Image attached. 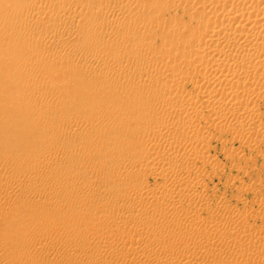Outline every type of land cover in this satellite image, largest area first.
Returning a JSON list of instances; mask_svg holds the SVG:
<instances>
[{
    "label": "rangeland",
    "instance_id": "374dc122",
    "mask_svg": "<svg viewBox=\"0 0 264 264\" xmlns=\"http://www.w3.org/2000/svg\"><path fill=\"white\" fill-rule=\"evenodd\" d=\"M102 1V2H101ZM101 1H98V3H97V7L98 8H102V9H107L108 10V8L111 6V7H115V5L117 6L118 4H124V3H122V2H127L128 4L130 3V5L132 6H134V4L136 3L135 1H133V0H130V2H129V0H122V2L120 1V0H101ZM104 1V2H103ZM110 1V2H109ZM114 1H115V3H114ZM150 1H152V0H146L145 2H147V5H146V3H143V2H141L142 3V6L140 5L139 6V3H140V1L139 2H137L136 4H135V7H136V15H138V12L140 11L141 12V14L142 13H144V11L146 10V8H147V10H149V9H151V7H153L154 9H157L158 11H157V13H155L156 11L155 10H153V8H152V11H151V13H149L148 12V14H150L149 16H150V18H149V16H146L145 15V13L144 14H142L143 16H141L142 18H144L143 20H139L137 17V19L135 20L134 19V17H135V14H130V16H129V14H128V17H126L127 15H125V18H123V16L121 17V15H117L116 16V14H111V15H109L108 16V18L109 19H112V20H116V22H120V21H122V20H124V21H127V23H135V21H136V23H137V25H139V24H143V25H145V31H146V33L149 35V37H150V39H149V41H148V43H150L149 45H148V43L147 44H144V42H145V39H141V37H139L140 35H137L136 37H134V38H132V36H134L136 33H133L134 31H133V29L132 30H130V27H121V28H123V29H117V30H115V33L113 32L114 30H112L111 28H110V26L108 25V20L109 19H105V20H107V21H105L104 19H93V17L91 16L92 14H91V12L89 13V11L87 12H85V13H83V16H85V14L86 13H89V17L91 18V19H87V18H89L88 17V15L86 16V19L87 20H89L91 23L92 22H94V23H90L89 21V23L86 21V20H84L85 19V17L84 18H80V22H82V23H84V24H82V23H80V24H82L81 26H79L81 29H83L82 31H83V33H81L80 35L78 34L76 37L75 36H73L72 37V39H75L76 38V40H72L71 42H73V45L71 46V42L70 43H67V46H66V44L65 43H62V42H54V45L56 46V47H58V49H60V47H70V48H73V50H77V49H80L82 46H83V43L85 42L84 40H86V39H88V40H95L96 39V37H98V38H101L102 37V39H103V37H104V39L106 40H108V41H106V42H104V43H102V45L103 44H110V46L111 45H113V43H114V46H115V44L116 45H123V47L121 46V48H122V50H124V52H117V50H115V52H117V56L119 57V59H128V60H132L131 62L133 63L137 58H138V56L137 55H139L141 52V50L142 49H144V48H146V49H148V48H150V49H158V50H161V49H163V48H165L166 47V43H167V40L169 39V38H167L165 35H163L162 33H154L155 31L157 32V30H159L161 27H164L165 25H167V27H169V24H167V22H171L170 20L168 21L167 19H169L170 17H167V16H171V17H173L174 16V18H170L171 20H178L177 18L179 17V19H181L182 20V18H183V21H185L186 22V20H187V22H189V21H191V22H189V23H194V19H195V16H194V13L192 12V13H190L191 14V16L190 15H188L189 13H187V14H185L184 13V10L181 8V7H178L177 8V10H179V11H177V10H175L174 12L175 13H173V11L171 10V11H164V13H163V11H162V9H163V7H164V9L166 8V4L165 3H167L168 4V2H170L171 0H156L155 2H159L160 4H162V5H160L159 3V5H157L154 1H152V2H154V4L153 3H150ZM168 1V2H167ZM116 2H117V4H116ZM119 2V3H118ZM135 2V3H134ZM148 2H149V4H148ZM107 3V4H106ZM109 3V4H108ZM132 3V4H131ZM140 3V4H141ZM98 4H100V5H98ZM113 4H115V5H113ZM145 4V5H144ZM5 5V4H4ZM108 5V6H107ZM145 7H144V6ZM151 5V6H150ZM107 6V7H106ZM147 6V7H146ZM149 6V7H148ZM157 6V8H155ZM159 6L162 8H159ZM8 8L10 7V9H11V5H8L7 6ZM105 7V8H104ZM137 8H138V10L139 11H137ZM149 8V9H148ZM159 8V9H158ZM56 9V8H55ZM143 9H144V11H143ZM182 9V10H181ZM142 10V11H141ZM7 11H10L9 9L7 10ZM155 11V12H154ZM160 11V12H159ZM181 11V12H180ZM186 11V10H185ZM146 12V11H145ZM168 12H169V14H168ZM159 13H161V15L162 16H160L159 15ZM171 13V14H170ZM179 15H178V14ZM181 13V14H180ZM184 13V14H183ZM140 14V13H139ZM140 14V15H141ZM154 14H156L155 16H154ZM176 14H177V16H176ZM131 15H134V17L133 16H131ZM140 15H139V18H140ZM173 15V16H172ZM186 15V16H185ZM160 16V18H158ZM181 16V17H180ZM189 16V17H188ZM22 17H23V19L25 18V16L22 14ZM148 17V18H147ZM156 17V18H155ZM163 17V18H162ZM147 18V19H146ZM155 18V19H154ZM167 18V19H166ZM190 18V19H189ZM27 20H28V18H26ZM26 19L25 20H23V22H21V26L22 25H24L23 23H24V21H26ZM146 19V21L145 22H148V23H152V25L150 26V24H145V22H142V21H144ZM157 19V20H156ZM160 19V20H159ZM189 19V20H188ZM92 20V21H91ZM96 20V21H95ZM100 20L102 21L101 23H100ZM103 20L105 21V22H103ZM165 21V23H164V21ZM55 21H57V22H59V21H61V20H55ZM63 21H65V19L63 20ZM84 21V22H83ZM131 21V22H130ZM133 21V22H132ZM140 21V22H139ZM163 21V22H162ZM49 22H51V23H53V24H56L57 22H54V20H50ZM159 22V23H158ZM163 24H162V23ZM88 23V24H87ZM105 23V24H104ZM121 23V22H120ZM156 23V24H155ZM95 24H97V25H100V28L99 27H97V25H95L96 26V28H95V26L94 25ZM103 26H102V25ZM161 24V25H160ZM85 25H93L94 26V28H95V30H96V32L93 34V35H96V36H93L92 35V33H90V34H87V36H84V35H86V33L84 34V32L86 31V28H87V26L85 27ZM107 25V26H106ZM150 26V27H149ZM156 26V27H155ZM160 26V27H159ZM84 27H85V30H84ZM105 27V28H104ZM148 27V28H147ZM125 28H126V30H125ZM147 28V29H146ZM106 29V30H105ZM99 30H101L100 31V33H98L99 32ZM129 30L131 31L130 33H129ZM104 31V32H103ZM107 31V32H106ZM112 31V32H111ZM121 31V32H120ZM125 31V32H124ZM106 32V33H105ZM151 32H152V34H151ZM98 33V34H97ZM103 34V36H101L102 34ZM107 34V37H109V38H106V36H105V34ZM119 33V34H118ZM126 33V34H125ZM129 33V34H128ZM100 34V35H99ZM113 34V35H112ZM115 34V35H114ZM133 34V35H132ZM89 35H92L93 37H95L94 39H93V37L92 36H90L89 37ZM98 35V36H97ZM112 35V36H111ZM125 35V36H124ZM129 35H130V37H129ZM155 35V36H154ZM83 36V39L81 38V37ZM99 36H101V37H99ZM75 37V38H74ZM111 37L113 38V39H111ZM32 38V37H31ZM40 37H39V35H35V37L33 38V42L35 41V45H39L41 42H38V39H39ZM80 38V39H79ZM85 38V39H84ZM128 38H130V39H128ZM136 38V39H135ZM36 39V40H35ZM103 39V40H104ZM110 39L112 40V43L110 42ZM131 39H133V40H131ZM167 39V40H166ZM0 40H3V41H0V42H4V43H2L3 45H1L3 48H0V65L1 64H3V65H5V67L4 66H1L0 67V110L1 111H3V113L1 112L0 114V116H1V118H0V121L2 122V120H3V122L2 123H4V124H2V123H0V163H1V156H3L2 157V160H3V158H8L9 156H10V159H12V162H14L12 165H14V167L15 168H17V169H20V171L19 172H21L22 171V169H23V173H21V174H16L15 176H13L12 175V177H10V180H15L16 179V182H20V181H22V182H24V184H27L26 182H28V181H30L31 183L33 182V183H38V184H40L41 186H43V187H45L48 191H49V188H51L50 189V192H49V195H48V193H43V192H41V193H35V192H31L30 194H29V192H21V191H19V193H21V195H22V197H20L19 198V201L17 200V199H14V201L13 200H10L11 202H9V200H7V202H5V200H4V198L1 196L0 198H1V200H0V212L2 211V212H4V214H5V217H3V219H1L0 218V228H2L1 230H0V246L1 247H3V249L5 248V246L7 247V248H5V255L3 254L1 257H0V264H9V263H13V264H62V262L60 261V259H61V257L64 255V249H66V248H70V251H71V254L72 255H74V250L76 249V248H78L79 246V248H82V249H85V251L87 252V255H85L86 256V258L84 259V257H80V260H79V256H77V255H75V256H72V257H69L70 256V253H69V256L65 259V261L63 262V264H84V263H86V264H147V263H149V264H153V263H155V264H180V263H182L183 262V264H189V262H190V264H264V253L262 254V252H260L259 251V249L258 250H256V246H255V243L256 242H254L253 240H255L253 237H249V235H248V237H247V233L248 234H250V233H252V234H255V233H258V232H260L261 230V232L262 233H260V235H262V236H260V238L258 239H256L258 242H259V240H260V243H261V245H262V243L264 244V135H262V136H258V134H256L255 135V133H253V135H252V133L251 134H249V133H243V132H239L240 130L241 131H243V128H240L239 126H231L232 127V129L230 128H226L225 129V127H221L220 126V123H221V121L223 120V121H225V120H229V118H230V116H231V114H232V110L230 111V113H229V110L227 109V108H225V105H224V107L223 106H221V105H219L218 107L219 108H217L216 110H218V111H211L212 113H215V114H213L212 115V113L211 112H207V108L208 107H206L207 105H208V102H204V99H201L200 98V96L198 95V89H199V87L202 85V83H204L203 85H206V84H208L207 82H204L205 80L203 79H200V78H198L199 80H197L196 78H195V76L192 74V72H191V70L193 71V67L194 66H192L193 64L191 63V62H193L195 59L193 58V60L190 62V60H186V61H188V62H186V61H183V62H185V63H180V61H176L175 62V59L179 56V54H181V52H185L186 50H188L189 48L188 47H190V46H187V47H184V48H186L185 49V51H179L180 49H181V45H180V48H179V52L177 51V50H175L174 52H171L170 53V55L171 54H173V55H171L173 58L175 57V56H177V57H175L174 59H172V60H170V55H168L167 54V56L165 55V53H163V55H162V57H155V60H154V58L153 57H148V63L150 64V65H152V64H154V65H152V67H161V66H164V64H165V68H166V70L171 66H176L177 64H179L180 63V65H182V66H184V68H183V72H179V73H177V74H171L170 76L167 74L168 73V70H167V72H164V75L163 74H161V77L162 78H159L158 80L160 81V83L161 84H159V82H158V80L157 81H154V82H152L153 83V86H152V83H149L148 84V91L145 89V88H143V89H138V91H139V93H138V91H137V89L135 90L134 89V87L132 88V86L130 87L129 86V84H127L126 82H125V84L124 83H122V82H124V79H123V76H122V74L119 76L118 74H115L114 76L116 77H113L112 78V81L110 80V84L112 85L113 83H115V84H113L112 86H110V84H109V86H110V88H112V89H115L116 91L117 90H119L120 89V91H117L118 92V94H117V92L115 93L114 92V96H113V93H105V95L103 94L100 98H102V99H99V97H96L95 95H93L92 96V94L93 93H91V92H93V91H95V88H94V86H96L94 83V79L93 78H91L92 76H93V74L92 75H90V69H88V68H83V70H86V71H83V70H81L80 71V73L78 74V75H71L70 76V74H68L67 75V78L65 79V80H68V84L70 83L71 85H73L74 86V89L72 88V86L70 87V84H69V86H68V84H66L67 83V81L66 82H64L63 81V83H62V81H59L58 82V87H54V86H57L56 84H54L53 86H51V88H50V86L48 87V88H46L45 87V85L46 84H38V83H36V84H34L33 86L32 85H30L29 86V88H26V87H23V86H25L22 82L24 81L23 79H24V77L25 78H27V76H28V74H26V73H23L22 74V71H20L18 68H17V65H16V63L18 62V64H19V66L21 65V64H23L25 61H31V60H33L34 61V58H30V59H25L24 57H22V58H16L17 60L19 59V61L21 62L22 61V63H20L19 61H16V59L15 58H13L11 55H13V53L14 52H18V53H20L22 50L24 51L25 49H26V47H24L25 46V44L26 43H30V41H28V40H23V42H22V44L20 45V47L19 48H17V50L15 51V50H13L12 52L11 51H9L10 50V46H9V44L7 43L8 41H6V40H4V38H2V39H0ZM104 40V41H105ZM117 40V41H116ZM121 40V41H120ZM125 40V41H124ZM133 41L132 42V44H130L131 43V41ZM140 40V42H138ZM148 40V39H147ZM164 40V41H163ZM5 41H6V43H5ZM28 41V42H27ZM37 41V42H36ZM40 41V40H39ZM87 41V40H86ZM128 41V42H127ZM137 41V42H136ZM162 41V42H161ZM130 42V43H129ZM136 42V43H135ZM143 42V43H142ZM147 42V41H146ZM23 43H24V46H22L23 45ZM60 43V44H59ZM62 43V44H61ZM82 43V44H81ZM125 43H129L128 45L127 44H125ZM137 43H139V44H137ZM142 43V44H141ZM152 43V44H151ZM8 44V46H6L7 47V49H6V47L4 46V45H7ZM70 44V45H69ZM133 44H134V46H133ZM37 45V46H38ZM64 45V46H63ZM80 45H82V46H80ZM102 45H101V47H102ZM125 45V46H124ZM137 45V46H136ZM139 45V46H138ZM145 47H144V46ZM154 45V46H153ZM105 46V45H104ZM100 47V49H101V51H102V53L105 51V47ZM128 46V48H126ZM143 46V47H142ZM160 46V47H159ZM23 47V48H22ZM111 47H113V46H111ZM111 47H109V48H107V50L108 51H113V49L111 48ZM131 47V48H130ZM136 47V48H135ZM141 47V48H140ZM20 48H22L21 50H20ZM114 48V47H113ZM124 48H126V49H124ZM138 48H139V50H138ZM188 48V49H187ZM2 49H6V51H4V53H3V51H2ZM128 49V50H127ZM133 49V50H132ZM182 49H183V47H182ZM18 50H20V52L18 51ZM127 50V51H126ZM130 50V52L128 53V51ZM136 50V51H135ZM139 52H138V51ZM9 51V52H8ZM177 51V52H176ZM1 52L3 53V54H1ZM7 53H10V54H7ZM120 53V54H119ZM139 53V54H138ZM176 53V54H175ZM6 54V55H5ZM137 54V55H136ZM9 55V56H8ZM165 55V56H164ZM8 56V57H7ZM170 56V57H169ZM12 57V58H11ZM49 57V56H48ZM135 57H137V58H135ZM163 57H164V59H163ZM166 57V58H165ZM7 58H9L8 59V61L6 60ZM52 58V56H50L49 57V59H51ZM150 58V59H149ZM168 58V61H166V59ZM15 61H14V60ZM68 59V61H71V59L70 58H67ZM135 59V60H134ZM153 59V60H152ZM12 60V61H11ZM25 60V61H24ZM165 60V63L163 64L162 63V61H164ZM177 60H178V58H177ZM4 61V62H3ZM8 63H7V62ZM29 61V62H30ZM64 61H66V60H64ZM155 61V62H154ZM171 61V62H170ZM10 62V63H9ZM16 62V63H15ZM161 62V63H160ZM168 62V63H167ZM5 63V64H4ZM14 63L15 65H12V64ZM174 63V64H173ZM189 63V64H188ZM194 63V65H197L196 64V60L193 62ZM161 64V65H160ZM163 64V65H162ZM168 64V65H167ZM170 64V65H169ZM8 65H12L11 67L10 66H8ZM156 65V66H155ZM167 65V66H166ZM8 66V67H7ZM168 67V68H167ZM9 68V69H8ZM12 68V69H11ZM157 68V69H158ZM6 69H8V70H6ZM11 69V70H10ZM58 69V70H57ZM57 69H53V70H51V72H50V75L52 76V75H54V74H56L57 75V77H64L65 75V71H64V66H63V68H62V66L61 67H58ZM61 69H63V71L61 70ZM160 69V68H159ZM185 69V70H184ZM191 69V70H190ZM165 70V71H166ZM189 70V71H188ZM5 71V72H4ZM8 71V72H7ZM57 71V72H56ZM59 71V72H58ZM130 71V73L132 72V70H129ZM182 71V70H181ZM186 71V72H185ZM1 72H3V73H1ZM10 72H11V74H10ZM12 72H14V75L16 74V76H13V74H12ZM21 72V73H20ZM84 72V73H83ZM88 74H87V73ZM183 73V74H182ZM27 76H26V75ZM187 74V75H186ZM8 75V76H7ZM22 75H24V77H23V79H22V77H20V76ZM61 75H63V76H61ZM82 75V76H81ZM85 75H86V77H85ZM131 75V74H130ZM169 76V79H168V76ZM177 75V76H176ZM11 76V77H10ZM74 77L75 76V78H69V77ZM76 76H78V77H76ZM89 76H90V78H89ZM117 76H118V78H117ZM142 76V74H138L137 75V77L133 74V78L134 77H136L135 79L137 80V78H138V80L140 79V80H144L143 79V76H144V78H145V75L143 74V76L140 78V77ZM164 76V77H163ZM165 76L167 77L165 80H177V78H178V81L177 82H182L181 84L180 83H178V86L181 88V90H179V87L178 86H176V88H169V86H167L168 85V81H165L164 80V78H165ZM174 76L176 77V78H174ZM180 76V77H179ZM194 76V77H193ZM20 79H19V78ZM171 77V78H170ZM187 77H188V79H187ZM193 77V78H192ZM15 78H17V79H15ZM84 78V79H83ZM87 78V81L85 80ZM181 78V79H180ZM185 78V79H184ZM190 78V79H189ZM23 81H22V80ZM76 79H78V80H75ZM114 79H116V81H114ZM123 79V80H122ZM162 79L164 80V81H162ZM187 79V80H186ZM192 79V80H191ZM71 80V81H70ZM182 80V81H181ZM189 80V81H188ZM191 80V81H190ZM200 81V82H197V81ZM70 81V82H69ZM76 82V86H77V88H75L76 86H75V82ZM82 83H81V82ZM84 81H86V82H84ZM120 81H122V82H120ZM186 81V82H185ZM20 82V83H19ZM64 85V84H66L68 87H65V86H63L61 83ZM78 82H80V83H78ZM112 82V83H111ZM156 82H158V84L159 85H156L157 83ZM167 82V83H166ZM122 84V86H120V84ZM155 83V84H154ZM187 83V84H186ZM192 83H193V86H192ZM39 85L38 87L36 86V85ZM59 84H61L62 85V87L59 85ZM94 84V85H93ZM97 84V83H96ZM118 84V85H117ZM185 84V85H184ZM195 84V85H194ZM22 85V86H21ZM40 85H42V87H43V90L41 89L42 87L40 86ZM84 85V86H83ZM86 85V86H85ZM126 86V88H125V86ZM151 85V86H150ZM163 85V86H162ZM185 87H184V86ZM198 85V86H197ZM31 86L33 87V89H34V87L36 88H39V87H41L40 88V90L41 91H44V92H42V96H44L43 97V99L41 100V98L39 97V96H35V97H33L34 96V94L32 93V88H31ZM93 86V87H92ZM119 86V87H118ZM128 86V87H127ZM159 86V87H158ZM165 86V87H164ZM166 86L168 87L167 88V90L165 89L166 88ZM115 87V88H114ZM125 89H123V88ZM150 87H155L153 90H151V88ZM202 87V86H201ZM36 88V89H37ZM45 88V89H44ZM56 88V89H55ZM57 88H60V89H57ZM64 90H63V89ZM66 88V89H65ZM72 88V90H70ZM94 90H93V89ZM119 88V89H118ZM131 91V89H133L132 91H134L135 92V99L136 98H138V94H139V96H141V97H139V99L140 100H143V98H144V100L146 101H148V103H151L152 102V104L153 103H155V102H157L158 100H160L161 99V96H163L164 97V95L166 96V95H168L169 93H172V97L173 98H170L169 100H168V102H167V107H166V111H165V113H164V117L162 116V117H160V115H155L152 111H149V110H143V109H138L137 111H134V112H131L130 110L128 111V114H127V112H125V111H121L120 109L121 108H119L121 105H122V102L119 104V102H120V100L121 101H123V99H124V94H122L123 93V91H129L128 89ZM195 88H198V89H196L195 90ZM67 89H69L68 91H67ZM111 89V90H112ZM162 89V90H161ZM163 89L165 90V91H163ZM170 89H172V92H171V90ZM177 89V90H176ZM190 89V90H189ZM59 90V91H58ZM75 90V91H74ZM92 90V91H91ZM177 91V93H176V91ZM179 90V91H178ZM143 91V92H142ZM167 91H168V93H167ZM193 91V92H192ZM197 91V92H196ZM144 95H142L141 93ZM148 92H151V94H149L151 97L153 96L154 98H151L150 96H146V94ZM163 92H165V93H163ZM173 92H175V93H173ZM179 92H180V95H179ZM182 92V93H181ZM195 92H196V94H195ZM46 93V94H45ZM167 93V94H166ZM186 93H189L188 95H184V94ZM193 93V94H192ZM65 96H64V95ZM89 94V98H93L94 96H95V99L93 98L92 100L91 99H89L90 100V102H92V103H90L88 100H84V101H82V102H84V103H86L85 104V106H83L84 105V103H82L81 101H79L80 102V104H82L81 106H80V104L78 105V106H76V107H74L75 109H73V110H81L83 107L84 108H86L87 106H88V104H89V108H87L88 109V111L89 110H91V113L89 112V115L91 116V117H96L97 116V118H98V121H99V123L101 122V125H96L95 127H93L94 128V130H93V132L91 131V132H88L89 133V135H90V133H91V135L95 132V131H97L98 129H100L101 128V130H99V132L97 131V132H95V134L94 135H90V136H88V134L85 132H82V131H84V129H82V125L83 124H85V126H84V128H87V126H89L87 123H89V120H90V118L91 117H89V119L87 120V119H85L84 121H82V122H79V125H80V123H82L79 127H81V129L79 128V130L77 131V129L76 128H74V127H65V129L63 128H61V130H60V128H58V131H57V129L56 128H53V125L51 126V125H47V126H40V125H38V124H34V123H36V122H34V121H32V119H31V117H30V120L29 119H27V120H29V123L30 122H32V123H30V126H29V124H28V126H26L25 124L26 123H28V121L27 120H25L24 119V117H23V120L21 121V119L22 118H20V116L22 117V115L24 116V114H20L19 112H21V107L23 108L24 106H25V104H26V100L27 99H31V98H33V101L31 102V103H35V105H39L40 103H41V101H43V100H46V99H48V97H50L51 95H53V97H55L56 95V97L57 98H60V96H61V98L65 101H67V99L69 100L70 98L69 97H71V98H73V97H75V96H79V97H81V98H83L84 99V97L86 96V95H88ZM121 96H120V95ZM182 94V95H181ZM116 95H118V96H116ZM175 96V98H174V96ZM179 95V96H178ZM183 95H184V98H183ZM191 95V96H190ZM198 97V101L196 102V103H198V104H196V105H194V106H192L191 105V103H189L190 101L191 102H193L192 100H194V101H196L197 100V97ZM67 96V97H66ZM73 96V97H72ZM137 96V97H136ZM177 96V97H176ZM39 97V98H38ZM143 97V98H142ZM145 97H147L146 99H145ZM149 97H150V99H149ZM179 97V98H178ZM186 97V98H185ZM192 97V98H191ZM7 98V99H6ZM17 99L18 101L20 100L21 101V103H23V104H21L22 106H20L19 108V110H16V112H14L13 110H11V112H9V111H7V109L5 108L6 106H7V108H10L11 109V106H10V104H9V99ZM67 98V99H66ZM120 98V99H119ZM160 98V99H159ZM183 98V99H182ZM191 98V99H190ZM194 98V99H193ZM196 98V99H195ZM34 99H36V100H34ZM40 99V100H39ZM61 99V101H59V102H57V104H54V106H53V104L51 105V108L53 109H51L50 108V110H51V112H50V110L48 111L49 113H50V115H51V113L53 112V115H51L52 116V118L53 119H55V120H53L52 119V122L54 121V123L56 124V122H57V119H58V121H60L61 120V117H59L60 115H61V110L62 109H60V108H63V106H64V104H66V101L63 103V100ZM83 99H81V100H83ZM86 99H88V97L86 98ZM101 100L100 102L99 101H96V100ZM116 99V100H115ZM126 99V98H125ZM149 99V100H148ZM158 99V100H157ZM172 99H175V100H173L174 101V103H173V101H172ZM178 99V100H177ZM179 99H180V101H179ZM184 99L186 100V102L184 101ZM189 99H190V101H189ZM201 99V101H200V103H199V100ZM262 99V100H261ZM115 100V101H114ZM188 100V101H187ZM19 101V102H20ZM85 101H88V102H85ZM96 101V102H95ZM125 101V103H126V101H128L130 104V106H132L134 103V101H132V100H129V99H126V100H124ZM205 101H206V99H205ZM218 101V99H217V97L216 98H214V101H213V103L214 104H217L218 105V103H216ZM257 101V102H256ZM7 102H8V104H7ZM113 102V103H112ZM127 102V103H128ZM189 104H188V103ZM58 103H59V105H58ZM88 103V104H87ZM100 103V104H99ZM170 103V104H169ZM62 106H61V105ZM113 104V105H112ZM115 104V105H114ZM132 104V105H131ZM220 104V103H219ZM222 104V103H221ZM56 105V106H55ZM87 105V106H86ZM101 105V107H99V108H101V109H104L102 112H101V109L100 110H98L99 108H97L98 106H100ZM119 105V106H118ZM168 105H169V107H168ZM180 105V106H179ZM189 105H191V106H189ZM250 106V110L251 111H253V112H255L257 115H259L258 117H259V119L261 120L260 121V125L263 127V129H264V98H260V99H257V100H254L252 103H250L249 104ZM252 105V106H251ZM4 106V107H3ZM10 106V107H9ZM58 106V107H57ZM56 107V108H55ZM205 107H206V110H205ZM79 108V109H78ZM81 108V109H80ZM97 108V109H96ZM167 108H168V110H167ZM185 108V109H184ZM222 108H223V110H222ZM3 109V110H2ZM6 110V112H7V114L8 115H5L4 113H6V112H4L5 110ZM13 109V108H12ZM56 109V110H55ZM226 109H227V111H226ZM254 109V110H253ZM83 110V109H82ZM96 110H98V111H96ZM109 111L111 114L114 112H116V113H121L120 115H122V116H120L119 114H117L116 115V113L114 114L113 113V115L111 116V114L109 115H107V113H109V112H107V111ZM115 110V111H114ZM200 110H201V113H200ZM219 110H221V111H219ZM19 111V112H18ZM105 111V113L106 114H104V117H103V112ZM144 111V112H143ZM149 113H151V114H149ZM167 111L168 112H170V114L169 113H167ZM199 112V114L200 115H197L196 114V112ZM209 111V110H208ZM9 112V113H8ZM98 112H100V113H98ZM146 112V113H145ZM12 113V114H11ZM15 113V114H14ZM49 113H48V115H49ZM96 113H98V114H100L101 116H99L98 114L95 116L94 114H96ZM206 113V114H205ZM211 113V114H210ZM10 114V115H9ZM166 114V115H165ZM169 114V115H168ZM171 114L173 115V116H171ZM195 114V115H194ZM204 114V115H203ZM261 114V115H260ZM50 115L48 116V118H50ZM93 115V116H92ZM107 115V116H106ZM150 115H151V117H150ZM157 116L156 118H155V116ZM163 115V114H162ZM201 115H203L202 117H203V119H202V117H201ZM207 115H210V116H207ZM228 115V116H227ZM230 115V116H229ZM110 116V117H109ZM117 116V119L115 118V117ZM153 116V117H152ZM169 116V117H168ZM197 117V119H196V117ZM2 117H3V119H2ZM5 117L7 118V122L5 123V121H4V119H5ZM9 117V118H8ZM58 117V118H57ZM63 117V116H62ZM100 117V118H99ZM102 117V118H101ZM112 117V118H111ZM113 117H114V119L115 120H112L113 119ZM120 117H122L121 118V120H120ZM158 117H159V120H158ZM167 117H168V119H167ZM171 117H172V119L174 120H172L171 119ZM175 119H174V118ZM176 117H178V118H176ZM60 118V119H59ZM132 118H133V120H134V122H133V120H132ZM162 118V119H161ZM170 118V119H169ZM180 118V119H179ZM102 119V120H101ZM140 121V122H138V120ZM141 119H144L145 120V122L146 123H144V121L143 120H141ZM156 119V120H155ZM161 119V120H160ZM163 119H165V120H163ZM179 119V120H178ZM24 120H25V122L26 123H23L24 122ZM51 119H49V122H51L50 121ZM101 120V121H100ZM123 120H125V121H123ZM131 120H132V122H131ZM177 120V121H176ZM196 120L198 121V122H196ZM120 122V126H118V122ZM124 122V124H125V126H124V124H123V122ZM194 121V122H193ZM222 121V122H223ZM51 122V123H52ZM87 122V123H86ZM111 122V123H110ZM113 122V123H112ZM116 122V123H115ZM143 122V123H142ZM175 122V123H174ZM178 122H180L179 124H178ZM53 123V124H54ZM58 123V122H57ZM103 123H105V125L103 124ZM110 123V124H109ZM134 123V124H133ZM135 123H137V124H135ZM140 125H139V124ZM191 123H194L195 124V126L193 125H189V124H191ZM10 124L12 125L11 126V130H7V128H8V125H9V127H10ZM113 124H115L116 126H114ZM144 124H147L146 126H142V125ZM149 124V125H148ZM175 124V125H174ZM186 124H188L187 126H186ZM103 125V126H102ZM107 125V126H106ZM113 125V126H112ZM123 125V126H122ZM182 125H184V126H182ZM219 125V126H218ZM25 126L27 127V128H25ZM33 126V127H32ZM104 128H102V127ZM105 126H106V128H107V130H106V128H105ZM117 126H118V128H117ZM178 126V127H177ZM188 126H190L191 128L190 129H188L189 127ZM46 127V128H45ZM52 128V129H54V131H52V129H50V128ZM55 127V126H54ZM98 127V128H97ZM113 127H115V128H113ZM140 127H141V131H147L149 134H150V136H157V138H158V140L160 141L159 142V144L160 145H158V149L160 148V150H164V151H166V152H173V153H176L177 155H176V158H175V160H165V159H163V161L162 160H160V163L159 162H157L158 164H156L157 165V168H158V166H159V170H157L156 172H153V171H151V170H148V169H146V168H144L143 166H144V163H145V161H150L151 160V158H152V152H147V151H149V150H147V148L145 149V145H144V143L142 142V141H140V140H135L134 141V139H132V135H133V133L135 132V130H139L140 129ZM187 127V128H186ZM235 127H236V130H235ZM73 128V129H72ZM92 128V129H93ZM95 128H96V130H95ZM113 128V129H112ZM137 128V129H136ZM146 128V129H145ZM171 129V131L173 130V132L174 133H178V136H179V134H180V143L179 142H177V143H171L168 139H166V135H164L163 133L165 132V134H166V132H168V131H170V130H168V129ZM195 128V129H194ZM240 128V129H239ZM70 129V130H69ZM102 129H103V131L105 132H103V134H100V132L102 133ZM118 129H119V131H118ZM125 131H124V130ZM127 129H128V131H127ZM52 131V134H53V132H59V133H56V135H58L59 136V138L62 136L61 134H63V136L61 137L63 140L61 141V138L59 139V141L57 142L59 145L60 144H62L61 146L63 147V146H68V148H71L72 150H70V151H68V148L66 147H64L66 150H65V152L63 153V155L61 154V153H58V155H57V150H55L56 148L55 147H57V146H59L57 143L56 144H54L53 145V143L50 141V140H48V142L49 143H47L46 142V140L48 139V138H50L51 136H52V134L50 135L49 133V131ZM56 130V131H55ZM65 130H66V133L65 134H67V136L71 139V140H68L69 138L66 136V138H68V139H66L64 136H65V134H64V132H65ZM74 130H76V131H74ZM106 130V131H105ZM114 130V131H113ZM115 130H116V132H117V134H119V132H120V134L117 136L118 137V139H116L117 137L116 136H114V139L112 138V140H111V143L109 144V143H105V145H103V144H101V142L104 140V134H111L112 132H115ZM124 131V133H123V131ZM162 130V131H161ZM229 130H231L232 132H234V130L236 131V133L234 134V133H231V132H229ZM239 130V131H238ZM7 131V132H6ZM61 131H64V132H61ZM79 131L81 132V134H79L80 136H78V133H79ZM112 131V132H111ZM127 131V133L125 134V132ZM164 131V132H163ZM72 132H74V133H72ZM109 132V133H108ZM229 132V133H228ZM239 132V133H238ZM61 133V134H60ZM160 133H162V135L160 134ZM70 134L72 135V136H70ZM75 134V135H74ZM112 134H114V133H112ZM111 134V135H112ZM121 134H124V135H126V136H128V138H126V136H125V138L124 137H122L121 136ZM54 135H55V133H54ZM46 136H47V139H46ZM50 136V137H49ZM73 136H75L76 137V139H73L74 141L72 142V138H75V137H73ZM82 136H88L87 138H82ZM119 136H120V138H119ZM164 136V137H163ZM90 137V138H89ZM129 138H131V139H129ZM77 139H80V140H77ZM120 139L122 140V141H120ZM124 139L127 141H125V142H123L124 141ZM165 139V140H164ZM185 139V140H184ZM186 139H187V141H186ZM226 139V141H227V144L226 145H222L221 143H222V141H224ZM78 142V143H76V141ZM85 140L87 141H90L88 144H89V146H88V144L85 142ZM93 140V141H92ZM114 140V141H113ZM129 140V141H128ZM134 141V143L132 144V142L131 141ZM137 141V142H136ZM188 141H189V144H188ZM50 142H51V144H50ZM75 142V145L74 144H71V143H74ZM94 142V143H93ZM143 144H142V143ZM186 144H185V143ZM197 142H199V144H201V145H204V149H206V150H204V152H199L195 147H191V146H194L195 144H198ZM11 143H13L15 146H9V145H11ZM80 143H82L81 145L82 146H80ZM83 143H84V145H83ZM91 143H93L94 145H92ZM98 143H100V145H98ZM102 143H104V142H102ZM128 143H130V144H128ZM193 143V144H192ZM195 143V144H194ZM7 144H8V146H7ZM46 144H49L47 147H45V148H43L44 147V145L46 146ZM70 144H71V146H70ZM87 146H86V145ZM139 144V145H138ZM190 144H192V145H190ZM253 144V145H252ZM57 145V146H56ZM102 145V146H101ZM127 145V146H126ZM132 145H133V147H132ZM184 145H186V146H184ZM51 146L52 147H54V149L53 148H51ZM60 146V147H61ZM70 146V147H69ZM73 146V147H72ZM74 146L77 148H74ZM78 146H80V147H78ZM83 146H85V147H83ZM118 146V147H117ZM122 148H121V147ZM131 148H130V147ZM190 146V147H189ZM205 146H206V148H205ZM223 146V147H222ZM3 147V148H2ZM6 147H8L9 149H7ZM102 147V148H101ZM104 147V148H103ZM120 147V148H119ZM6 148V149H5ZM33 148V149H32ZM49 148V149H48ZM50 148H51V150L52 151H50L51 152V154H52V156H50L49 154V150H50ZM84 148H85V150H84ZM87 148V149H86ZM116 148V149H115ZM195 148V149H194ZM80 149H82L83 151H82V154H84V159L80 162V163H78L77 161L76 162H74L73 160L74 159H71V158H74V155H75V153H77V151L78 150H80ZM115 149V150H114ZM121 151V153H118L119 152V150ZM123 149V150H122ZM145 149V150H144ZM7 150V151H6ZM40 150L44 153V151H46L45 153L47 154V156H46V154L44 155L42 152H40ZM56 152H54V151ZM75 152H74V151ZM77 150V151H76ZM194 150V151H193ZM11 151V152H10ZM35 151V152H34ZM39 151V152H38ZM68 151V152H67ZM114 151H116L118 154H120V155H122L123 156V158L125 157V158H127V156H129V157H132L133 155H134V157H135V155H137V157H135V159L137 158V162H136V165L133 167V168H131V170H129V172L130 173H128V171L126 172V171H124L121 167H119V166H117V167H115L114 165H113V163H111V156H110V154L111 153H113ZM7 152V153H6ZM32 152V153H31ZM48 152V153H47ZM52 152H54V153H52ZM116 152H114V153H116ZM136 152V153H135ZM71 153V154H70ZM74 153V154H73ZM85 153H87V154H85ZM99 153H100V155H99ZM116 153V155H118ZM151 153V154H150ZM201 153H203V155H205V156H203V155H201ZM5 154V155H4ZM6 154L7 155H9L8 157H6ZM12 154V155H11ZM40 154H43L44 156H45V158L47 157V159H48V161H47V159H45V161H42V159H44V158H41L43 155H39ZM60 154V155H59ZM67 154V155H66ZM107 154H109V155H107ZM127 154H130V155H127ZM14 155V156H13ZM62 155V156H61ZM66 155V156H65ZM71 156L70 158L68 157V156ZM86 155V156H85ZM112 155V154H111ZM119 155V156H120ZM152 155V156H151ZM198 155V156H197ZM201 155V156H200ZM5 156V157H4ZM50 156V157H49ZM54 156H55V158H54ZM59 156H61V158L63 157V156H65L64 158H63V160L59 157ZM108 156V157H107ZM121 156V157H122ZM151 156V157H150ZM200 156V157H199ZM204 158H203V157ZM12 157V158H11ZM14 157V158H13ZM49 157V158H48ZM56 157H58V158H56ZM128 157V158H129ZM149 158V160H147ZM204 160H203V159ZM16 160V163H18L17 165H16V163H15V160ZM55 159H56V162H57V164H55V165H53V163L52 162H49V160H51V161H53V162H55ZM59 159V160H58ZM71 160V161H73L72 163H71V161H69V160ZM110 159V160H109ZM138 159H139V161H138ZM141 159V160H140ZM142 159L144 160V161H142ZM199 159V160H198ZM14 160V161H13ZM41 160V161H40ZM60 160H62V161H60ZM95 160H97V162L95 161ZM201 160V161H200ZM206 160V161H205ZM3 161H5V159L3 160ZM3 161H2V163H3ZM18 161V162H17ZM32 161V162H31ZM59 161V162H58ZM69 161V162H68ZM30 162V163H29ZM35 162H36V164H35ZM42 162V163H41ZM43 162H44V164H43ZM46 162V163H45ZM60 162H61V165H60ZM63 162V163H62ZM138 162H141V164H143V165H141L140 163H138ZM1 163V164H2ZM24 163V165H31V163H32V165H31V167L33 166V164H34V170L33 169H30V171L29 170H27L26 168L27 167H25V169H26V171H28V172H26V171H24L25 169L24 168H22V164ZM27 163V164H26ZM29 163V164H28ZM50 163H52V164H50ZM70 163H71V165H70ZM73 163H75V164H73ZM91 163V164H90ZM172 163V164H171ZM50 164V165H49ZM77 164V165H76ZM138 164V165H137ZM178 164V165H177ZM18 165H21L20 166V168H19V166ZM36 165V166H35ZM47 165V166H46ZM56 165H58V168H57V166ZM74 165V166H73ZM89 165V166H88ZM2 166V167H1ZM54 166V167H53ZM68 166V167H67ZM114 166V167H113ZM139 166V167H138ZM191 166V167H190ZM45 167V168H44ZM50 167L51 168H53L52 170L50 169ZM69 167L72 169L73 168V170L76 168V170H74V176H72L73 178L75 177V176H78L79 178H75V181H76V179H77V181L75 182L74 180H73V178L72 177H70V178H72V179H70L68 176L67 177H65L66 175H64L65 173H66V171L65 170H67V169H69ZM92 167H99L98 169H99V174H100V172H102L100 175H98L97 176V178L96 179H94L93 181L92 180H85L84 179V177H83V173H84V171H86L87 169H89V168H92ZM120 169H119V168ZM142 167H143V169H142ZM3 168V169H2ZM8 168V167H7ZM5 166H3V164L2 165H0V169H2L3 171L4 170H6L7 169ZM47 168V169H46ZM55 168V169H54ZM57 168V169H56ZM101 168V169H100ZM140 168H141V170H140ZM187 168H189V170L187 169ZM41 169H43V170H41ZM120 170V171H124V173H121V172H119L118 170ZM133 169V170H132ZM186 169V170H185ZM190 169H191V171H190ZM2 170H0V174L2 173V174H5L8 170H9V172H7L6 174L9 176V174L11 173L10 172V168L9 169H7L6 170V172L4 171V173H3V171ZM32 170V171H31ZM37 170V171H36ZM40 170V171H39ZM46 170H47V172H46ZM106 172H105V171ZM115 172H114V171ZM136 170V171H135ZM138 170V171H137ZM143 170V171H142ZM197 170V171H196ZM2 171V172H1ZM12 171V170H11ZM36 171V172H35ZM39 171V172H38ZM104 171V172H103ZM119 173H118V172ZM132 171H134V172H132ZM146 171H148V172H146ZM186 171H187V174H186ZM189 171V172H188ZM44 172V173H43ZM47 173V176H46V173ZM76 172H77V174H76ZM144 172H146V174L144 173ZM153 172V173H152ZM25 173H27V174H29V177L27 176V174L25 175ZM34 174V175H36V176H38L39 177V179H35V178H38V177H36V176H32V175H30V174ZM36 173H38V174H36ZM106 173H107V176H106ZM111 173V174H110ZM117 173V174H116ZM121 173V174H120ZM143 173V175H141ZM156 173V174H155ZM201 173V174H200ZM2 174L0 175V178L2 177ZM5 174V175H6ZM42 174V175H41ZM45 174V175H44ZM76 174V175H75ZM81 174V175H80ZM115 176H114V175ZM118 174L119 175H121V176H118ZM124 174H125V177H124ZM129 174V175H128ZM130 174H132V176L133 177H131L130 178ZM136 174H138V176H139V178H135V177H138ZM41 175V176H40ZM106 176L105 178H104V176ZM117 175V176H116ZM123 175V176H122ZM129 177H128V176ZM136 175V176H135ZM189 175V176H188ZM199 175V176H198ZM32 178H31V177ZM43 176V177H42ZM100 176V177H99ZM135 176V177H134ZM175 176H178L179 178H181V176L182 177H184V176H186V177H188V178H186V177H184V178H186L188 181H190V182H195L196 180L198 181V182H195V183H200V184H196V189L193 191V192H191V193H189V192H186L185 191V188H184V190L181 192V197L183 196V193H184V196L183 197H185L186 195H188L187 197L188 198H190V195H192L191 197H193V195H195L196 193L199 195V196H201L202 197V200L201 201H199V203L201 202V203H204V205L203 204H201L200 203V205H198V207H197V209H196V207L194 208V211H193V209H188L187 210V205H186V203L184 202V201H181V202H178V203H175V204H178V206L177 205H175V204H173V205H175V206H172V204L170 205V204H166V205H164V206H161L160 207V204L159 203H155V201H153L154 202V205L156 206V207H154V205H153V202H151V205L149 206V209L148 210H146V212H145V210H143V209H137V210H134V212L132 211V212H125V210L123 209V208H121V206H122V204H118V205H115V204H111L110 202H109V200H107V195L106 194H108V192L110 193V191H117L118 193L119 192H122L121 194H126V193H128V191H130V190H133L134 188L136 189H143V190H145V191H148V193H152V192H154V191H156V190H160L161 189V187H162V185L164 184V182H165V180L166 179H169V178H171V177H175ZM197 176V177H196ZM16 177V178H15ZM19 179H18V178ZM23 177V178H22ZM26 177V178H25ZM103 177V178H102ZM120 179V178H122V179H124V181L122 180V179H120L119 181H118V178ZM127 177V178H126ZM190 177V178H189ZM195 177V178H194ZM25 178V179H24ZM31 178V180H29ZM36 180V181H33L34 179ZM65 178H67V179H70V181L69 180H65ZM101 178V179H100ZM115 178L117 179V180H115ZM133 178V179H132ZM135 178V179H134ZM184 178H181V179H183L184 181H186V183L188 182L186 179H184ZM192 178V179H191ZM33 179V180H32ZM79 179V180H78ZM82 179V180H81ZM97 179H99L100 180V182H103V183H105L104 184V186L102 187V189L100 188V189H98V190H96V187L93 189V187L96 185L95 184V182H99V180H97ZM103 179H104V181H103ZM13 180V181H14ZM18 180V181H17ZM26 182H25V181ZM74 181V183L75 184H72L73 182L72 181ZM122 180V181H121ZM127 180V182H125ZM13 181H11V182H13ZM82 181V182H81ZM84 181H86V182H84ZM92 181V182H91ZM106 181V182H105ZM117 181V182H116ZM30 182H28V184L30 183ZM70 182V183H69ZM83 182H84V186H79L78 184L80 183V185H81V183L83 184ZM119 182V183H118ZM126 184H125V183ZM190 182H188V184L190 183ZM63 183H65V184H63ZM77 183V184H76ZM192 183H190L191 185H195V183L194 184H192ZM202 183V184H201ZM61 184V185H60ZM72 184V185H71ZM88 184H90V186H91V184H92V186L91 187H89L88 186ZM69 185H71V186H69ZM75 185V186H74ZM161 185V186H160ZM198 185H199V187H198ZM200 185H202V186H200ZM66 186H67V188H66ZM77 186V187H76ZM87 186V187H86ZM107 186V188H104V187H106ZM157 186V187H156ZM48 187V188H47ZM56 187V188H55ZM59 187L61 188L60 190H59ZM80 187V188H79ZM81 187L84 189H81ZM154 187H155V189H154ZM55 188V190H53ZM62 188L64 189V190H62ZM88 188H90V190H92L91 191V195H89L88 193H90V191L88 190ZM92 188V189H91ZM158 188V189H157ZM202 188V189H201ZM57 189V190H56ZM59 190V191H58ZM83 190V191H82ZM94 190H96V193H98V194H96V195H93V192H94ZM100 190V191H99ZM60 191H61V194H60ZM82 191V192H81ZM85 191V192H84ZM104 192V194H103V192ZM152 191V192H151ZM158 191L157 192H155V194L156 193H158ZM196 191V192H195ZM199 193H198V192ZM54 192V193H53ZM81 192V193H85V195H88L87 197H86V199H85V202L83 201V202H80V201H76V200H78V199H76L77 198V194H79V193ZM102 192V193H101ZM28 193V194H27ZM34 193V194H33ZM51 193V194H50ZM54 195H53V194ZM77 193V194H76ZM101 193V194H100ZM106 193V194H105ZM193 193V194H192ZM203 193V194H202ZM65 196H64V195ZM186 194V195H185ZM50 195H52V196H50ZM58 195V196H57ZM100 195H101V197H100ZM106 195V196H105ZM157 195V194H156ZM198 195H196V196H198ZM204 195V196H203ZM25 196V197H24ZM57 196V197H56ZM59 196H60V198H59ZM64 196V197H63ZM67 196V197H66ZM96 196H97V198H96ZM102 196L106 199H104V198H102ZM94 197V198H93ZM100 197V198H99ZM187 197H185V198H187ZM204 197H205V200H204V202H203V199H204ZM3 198V199H2ZM55 198H57V199H55ZM73 199V200H72ZM2 200H4V201H2ZM61 200V201H60ZM64 200V201H63ZM67 201V202H66ZM88 201V202H87ZM106 201V202H105ZM134 201V200H133ZM161 201V200H160ZM3 204H2V203ZM57 202H59L60 204H58ZM73 202V203H72ZM159 202V201H158ZM5 203H6V205H5ZM43 203H44V205H43ZM48 203H51V204H48ZM68 203H69V205L71 206V203H72V206L74 207V208H70V206L68 207ZM206 203V204H205ZM29 204V205H28ZM46 204V205H45ZM74 204H75V206H74ZM77 204L79 205V206H77ZM82 204V205H81ZM111 206H110V205ZM157 204V205H156ZM214 204V205H213ZM21 205V206H20ZM25 205L26 206H28V207H32V209H38V213H37V217L36 218H34V216H36V213H30L29 214V210L28 211H26V210H23L24 209V207H25ZM109 205V206H108ZM115 205V206H114ZM120 205V206H119ZM142 205L143 206H146V204L144 203H142ZM167 205H168V207H167ZM169 205H170V207H169ZM185 205V206H184ZM114 206V207H113ZM153 208H152V207ZM182 208H181V207ZM200 206H202V208L200 207ZM204 206V207H203ZM21 207V208H20ZM110 207V208H109ZM151 207V208H150ZM163 207V208H162ZM165 207H167L166 209H165ZM178 207V208H177ZM185 207H187V208H185ZM200 207V208H199ZM41 208V209H40ZM81 208V209H80ZM116 208V209H115ZM154 208H156V209H154ZM159 208V209H158ZM161 208V209H160ZM181 208V209H180ZM184 208V209H183ZM4 209V210H3ZM122 209V210H121ZM155 210V213H153L152 212V210ZM172 211H171V210ZM177 209H179V210H181V211H177ZM20 210V211H19ZM71 210V211H70ZM149 210H151V211H149ZM158 212H160V213H157V211ZM170 210V211H169ZM182 210H183V212H182ZM192 212H191V211ZM138 211H140V212H138ZM162 211H165V212H163L162 213ZM177 211V212H176ZM8 214H7V213ZM23 212H24V214H23ZM28 214H27V213ZM176 214H175V213ZM179 212V213H178ZM190 212V213H189ZM135 214V216L136 215H138V214H144L146 217H148L149 219H151L152 221V223L150 222V225H147L146 226V228L147 229H150V233L153 235L152 237H150L151 239H149V238H140L137 234V232H138V226L136 227V225L135 224H131L132 222H130L129 221V224L127 223L126 225H122L118 230H115V233H114V231H112V233H110V232H108V229H107V225H108V223L109 222H119V221H121L122 222V220H121V218H123L124 216H126V217H130L131 215L133 216V214ZM147 213H148V215H147ZM153 213V214H152ZM158 215H157V214ZM167 215H165V214ZM229 213V214H228ZM129 214V215H128ZM131 214V215H130ZM151 214V215H150ZM160 214V215H159ZM164 214V215H163ZM190 214V215H189ZM221 214L222 215H229L231 218V220H229V223H227V222H223V220H222V217H221ZM28 215V216H27ZM128 215V216H127ZM161 215H163V216H161ZM172 215V216H171ZM180 217H179V216ZM9 216V217H8ZM98 216V217H97ZM130 217V219L132 218L133 219V217ZM156 216V217H155ZM158 216V217H157ZM160 216V217H159ZM6 217H7V219H6ZM96 219H95V218ZM151 217V218H150ZM154 217V218H153ZM165 217H167V218H165ZM178 218V219H176V218ZM181 217H183V218H181ZM194 217V218H193ZM19 218H26V219H28L29 220V222L30 223H28V226L29 225H32V226H30L29 228H22V229H24V230H22V229H19V230H16V228H15V223H16V219H19ZM38 218H40V219H38ZM158 219V221L156 220V219ZM162 218V219H161ZM164 218V219H163ZM170 218V219H169ZM180 218V219H179ZM100 219V220H99ZM131 219V220H132ZM169 219V220H168ZM173 219H175V221L173 220ZM181 219H182V221H181ZM11 220H12V222H11ZM38 220V221H37ZM94 220H99L98 221V223H96L97 221H94ZM171 220H172V222L173 223H171ZM8 221V222H7ZM10 221V222H9ZM94 221V222H93ZM155 221H157V222H155ZM162 223H161V222ZM191 221V222H190ZM2 222V223H1ZM93 222V223H92ZM121 222H119V223H121ZM153 222H154V225H153ZM159 222H160V224H159ZM174 222L176 223L175 225H173L174 224ZM234 222V223H233ZM5 223V224H4ZM13 223V224H12ZM215 223V224H214ZM242 223V224H241ZM3 224H4V226H3ZM98 224V225H97ZM131 224V225H130ZM149 224V223H148ZM210 224V225H209ZM214 224V225H213ZM234 224L236 225V226H239V227H241V229H242V232L241 233H234L233 231H232V226H234ZM12 225V226H11ZM92 225H95V226H93L92 227ZM133 225H135V226H133ZM152 225V226H151ZM156 225V226H155ZM160 225V226H159ZM173 225V226H172ZM5 226H7L8 227V229H6L7 227H5ZM134 228H133V227ZM154 226V227H153ZM160 228H159V227ZM162 226V227H161ZM211 226V227H210ZM214 226V227H213ZM3 227H4V229H6V230H4L3 229ZM34 227V228H33ZM136 227V228H135ZM150 227V228H149ZM261 227V228H260ZM33 230H32V229ZM87 228V229H86ZM210 228H212V229H210ZM15 229V230H14ZM51 230L50 232H49V230ZM53 229V230H52ZM122 229V230H121ZM125 229V230H124ZM130 229V230H129ZM210 229V230H209ZM230 229V230H229ZM244 229L246 230V229H249V230H246V231H248V232H244ZM11 230H13V231H11ZM36 230H38V231H36ZM48 230V231H47ZM86 230H89V231H91V233L89 232V234L86 236V233H87V231ZM137 230V231H136ZM151 230H153V231H151ZM259 230V231H258ZM27 231V232H26ZM28 231H29V233H28ZM35 231H36V236H34L35 235ZM254 231H255V233H254ZM11 232V233H10ZM16 232H19L18 233V235L17 234H15ZM25 232V233H24ZM30 232L32 233V234H30ZM46 232V233H45ZM48 232V233H47ZM154 232V233H153ZM195 232V235H196V241L194 240V239H190L189 240V238H188V236H187V234H189V233H194ZM225 232H228V233H226L225 234ZM37 233H39L40 234V238H39V234H37ZM75 233L77 234V238L76 239H74L73 240V238L71 237V236H73L74 237V235H75ZM7 234H9L8 236H7ZM11 234H14L13 236L11 235ZM28 234V235H27ZM32 235V236H30V235ZM46 234V235H45ZM48 234V235H47ZM72 234V235H71ZM85 234V235H84ZM187 237V238H185V236ZM79 235H81V237H78ZM174 235H176V236H178V237H180V236H183V239L182 240H180V241H178V242H175L176 244L174 245V243H172V242H174L173 241V239L174 238H178V237H175ZM3 236H5V237H8V238H5V237H3ZM18 236V237H17ZM25 236V237H24ZM26 236H28V238H26ZM34 236V237H33ZM43 236V237H42ZM109 236V237H108ZM128 236L130 237V238H128ZM14 237V238H13ZM156 237V238H155ZM37 238L39 239V240H41L40 242H41V245L43 246H41L42 247V249H40L39 250V252L40 253H37L38 252V250H34V249H31V248H33V246L31 247L30 246V244H29V242H33V243H31V244H34V242H37V241H39V240H37ZM126 238H128V240L126 239ZM138 238H140L139 239V241H138ZM216 238V239H215ZM35 239V240H34ZM99 239H110L111 240V244H112V246H114V247H109V250L107 249V250H105L104 251V254H103V252L102 251H100V253H92L90 250H91V247H92V245H94L95 244V242L96 241H98ZM133 239H134V241H133ZM142 239V240H141ZM158 239V240H157ZM187 239V240H186ZM125 240V241H124ZM136 240V241H135ZM155 240V241H154ZM161 240L163 241V242H161ZM167 240V241H166ZM224 240V241H223ZM3 241V242H2ZM132 241V242H131ZM152 241H154V242H152ZM158 241V242H157ZM168 241H170V243L168 242ZM191 241V242H190ZM219 241H221V242H219ZM227 241V242H226ZM182 242V243H181ZM185 242V244H183ZM194 242V243H193ZM200 242L202 243V244H200ZM211 242V245H208V246H210V247H208V246H205V248L203 247V248H201V253L200 254H202V255H204V256H206V258H208L205 262H204V256H202V255H199V257H200V259H199V257H198V255L197 256H195L194 255V253H192V251L191 250H193V252L195 251L194 249H196V248H198L199 246H203L204 244H207V243H210ZM218 242V243H217ZM5 243V244H4ZM152 243H154V244H152ZM158 243V244H157ZM159 243L162 245H164V246H166L167 247V249H166V251H164V250H160V251H162L161 252V254H160V252L156 249V246L157 245H159ZM168 243H169V245H168ZM172 243V244H171ZM220 243V244H219ZM4 244V245H3ZM171 244V245H170ZM180 244V245H179ZM216 244H217V246H216ZM53 245H56L57 246V250L55 251V252H52V253H49L47 250L51 247V246H53ZM154 245H156L155 246V248L153 247ZM174 245V246H173ZM16 246V247H15ZM128 246V247H127ZM139 246H141V247H143L144 246V248H146L145 246H149V248L147 247L146 249H147V251H149L148 253H147V251H146V249H145V251L146 252H143V250H144V248H141V247H139ZM197 246V247H196ZM255 246V247H254ZM263 246V245H262ZM9 247V248H8ZM76 247V248H75ZM116 247V248H115ZM122 247H125V249H126V252H124V253H119V249H121ZM151 247V248H150ZM153 247V248H152ZM196 247V248H195ZM219 247H222V248H220L221 250H219ZM264 247V246H263ZM73 248V249H72ZM137 248V249H136ZM193 248V249H192ZM7 249V250H6ZM9 249V250H8ZM13 249V250H12ZM31 249V250H30ZM138 249H141V250H138ZM154 249V251H152ZM202 249H203V251L205 252H202ZM34 250V251H33ZM112 250V251H111ZM114 250V251H113ZM151 250V251H150ZM157 250V251H156ZM9 251V252H8ZM37 251V252H36ZM45 251V252H44ZM46 251H47V253H46ZM109 253H108V252ZM141 251V252H140ZM191 251V252H190ZM223 251V252H222ZM230 251V252H229ZM259 251V252H258ZM19 252V253H18ZM43 254H42V253ZM110 252H111V254H113L114 252V254L113 255H111L110 254ZM113 252V253H112ZM136 252V253H135ZM137 252H139V254L137 253ZM152 252V253H151ZM153 252H157V253H154V255H153ZM220 252V253H219ZM229 252V253H228ZM258 252V253H257ZM28 255H27V254ZM46 253V254H45ZM145 253V256L144 255H142V254H144ZM150 253V254H149ZM190 253V254H189ZM193 255H192V254ZM259 253H261V255L259 254ZM9 254V255H8ZM15 254H17L16 256H14ZM21 254V255H20ZM99 254L101 255H105V254H109V255H111V256H107V255H105V257H106V260L102 263V262H98V260L96 259V257L97 256H99ZM133 254H136V255H133ZM147 254H149V256H150V259L148 258L149 256L147 255ZM225 254V255H224ZM95 255H96V257H95ZM125 255V256H124ZM138 255H141L140 257L138 256ZM147 255V256H146ZM151 255H152V257H154V258H152L151 257ZM244 255V256H243ZM18 256L20 257V256H22V257H20L19 259H18ZM77 256V257H76ZM132 256H134V258L135 259H137V260H135L134 258H132ZM136 256H137V258H136ZM143 256V257H142ZM156 256V257H155ZM160 256V257H159ZM193 256V257H192ZM202 256V257H201ZM230 256V257H229ZM242 256L245 258L246 256L247 257H249V258H247L246 257V259H244V258H242ZM5 257V258H4ZM27 257V258H26ZM64 257V256H63ZM73 257H75V258H73ZM110 259H109V258ZM125 257V258H124ZM145 257V258H144ZM162 257V258H161ZM198 259H197V258ZM237 257V258H236ZM251 257V258H250ZM258 257V258H257ZM22 258H24V259H22ZM68 258H70V259H68ZM78 258V259H77ZM95 258V259H94ZM139 258H141L140 260H142L141 262H140V260L138 261V259ZM147 258L149 259V261L150 262H148V260H147ZM152 258V259H151ZM156 258H158V259H156ZM159 258L161 259V260H159ZM194 258V259H193ZM234 258V260H232ZM241 258V259H240ZM5 259V260H4ZM11 259V260H10ZM17 259V260H16ZM23 261H22V260ZM82 259H84V260H82ZM154 259V260H153ZM156 259V260H155ZM164 259V260H163ZM201 259H203V260H201ZM232 261H231V260ZM236 259V260H235ZM241 261H240V260ZM251 259V260H250ZM254 259V260H253ZM31 260H32V263H31ZM67 260V261H66ZM87 260V261H86ZM96 261L95 263H94V261ZM108 260V261H107ZM200 260H201V262H200ZM210 260V261H209ZM231 262H230V261ZM243 260V261H242ZM249 260V261H248ZM6 261H8V262H6ZM20 261V262H19ZM83 261V262H82ZM137 261V262H136ZM144 261V262H143ZM145 261H146V263H145ZM157 261H159V262H157ZM180 261V262H179ZM187 261H188V263H187ZM193 261V262H192ZM194 261L196 262V263H194ZM207 261H209L210 263H208ZM108 262V263H107ZM140 262V263H139ZM192 262V263H191ZM199 262V263H198ZM212 262V263H211ZM229 262V263H228ZM245 262V263H244Z\"/></svg>",
    "mask_w": 264,
    "mask_h": 264
},
{
    "label": "bare ground",
    "instance_id": "6f19581e",
    "mask_svg": "<svg viewBox=\"0 0 264 264\" xmlns=\"http://www.w3.org/2000/svg\"><path fill=\"white\" fill-rule=\"evenodd\" d=\"M98 1H101V0H0V39H2V38H4V40H6V41H8L7 43L9 44V48H10V50L9 51H13V50H17V48H19L20 47V45L22 44V42H23V40H28V41H30V43H26L25 44V46H24V43H23V45L22 46H24V47H26V49L23 51H21L20 52V50L23 48H20V50H18L20 53H18V52H14L13 53V55H11L10 53H7V54H10L13 58H22V57H24L25 59H30V58H34V61L33 60H29L28 62L27 61H25L23 64H21L20 66H19V64H18V62L16 63V65H17V68L20 70V71H22V74L23 73H26V74H28V76H27V78H25L24 77V75L22 76H20V77H22V79H23V77H24V81L22 82L25 86H23V87H26V88H29V86L30 85H34V84H36V83H38V84H46L45 85V87L46 88H48L49 86H50V88H51V86H53L54 84H56L57 86H54V87H58V82L59 81H62V83H63V81L64 82H66L67 81V83L66 84H68V80H65L66 78H67V75L68 74H70V76L71 75H78L79 73H80V71L81 70H83V68H88V69H90L91 71H90V75H92L93 74V76L91 77V78H93L95 81V85L96 86H94V88H95V91H93V92H91V93H93L92 94V96L93 95H95L96 97H99V99H102V98H100L103 94L105 95V93H113V96L115 95L114 94V92L116 93L117 91H120V89L119 90H115V89H112V88H110V86H112L113 84H115V83H113L112 85L110 84V80L112 81V78L113 77H115L114 75L115 74H122V76H123V79H124V82H122V81H120V82H122V83H124L125 84V82L127 83V84H129V86L131 85L132 86V88L134 87V89L136 90L137 89V91H138V89L140 90V89H143V88H147L148 87V84L149 83H152V82H154V81H157L159 78H162L161 77V74H163L164 75V72H167V70H168V75L170 76L171 74H177V73H179V72H183V68H184V66H182V65H180V63H185V62H183V61H186V60H190V62L193 60V58L196 60V64L197 65H194V61L193 62H191L193 65L192 66H194L192 69H193V71L191 70V72H192V74L195 76V78L197 79V80H199L198 78H200V79H204L205 81L204 82H207L208 84H206V85H203L204 83H202V87L200 86L199 87V89L198 88H195V90L196 89H198V95L200 96V98L201 99H204V102H208V105L206 106V107H208L207 109L209 110H207V112L209 113V112H211V111H218V110H216L217 108H219L218 106L219 105H221V106H223L224 107V105H225V108H227L228 110H229V113H230V111L232 110L233 112H232V114H231V116H230V118H229V120H225V121H221V123H220V126L221 127H225V129L226 128H231L232 129V127L231 126H239L240 128H243V131H239L240 133L241 132H245V133H249V134H251L252 133V135H253V133H255V135L256 134H258V136L260 135V136H262V135H264V129H263V125L261 126L260 125V119H259V115H257L255 112H253V111H251L250 109V103H252L254 100H257V99H260V98H264V0H171L170 2H168V4L167 3H165L166 4V8L164 9V7H163V9L159 6V8H161L162 9V11H163V13H164V11H173V13H175L174 11L175 10H177V8L178 7H181L183 10H184V13L185 14H187V13H189L188 15H190L191 16V14L190 13H194V16H195V19L193 20L194 21V23L192 24V23H189V22H191V21H189V22H187V20H186V22L185 21H183V18H182V20L181 19H179V17L177 16V14H176V16L178 17L177 19L178 20H171L172 18H174V16L173 17H171L170 15L169 16H167V17H170L169 19H167L168 21L170 20L171 22L169 23V22H167V24H169V27H167V25H165L164 27H161L159 30H157V32L155 31L154 33H162L163 35H165L167 38H169L168 40H167V43H166V47L165 48H163V49H161V50H158V49H150V48H148V49H146V48H144V49H142L140 52V54L139 55H137L138 56V58L137 57H135V58H137L133 63L130 61V60H128V59H119V55L117 56V52H124V50H122V48H121V46L123 47V45L121 44V45H116L115 44V46H114V43H113V45H111V46H113V47H111L110 46V44L108 45H106V44H103L102 45V43H104V42H106V41H108L107 39L105 40L104 39V37H103V39L105 40H103L102 39V37L101 36H103V34L101 35V36H99V37H101V38H98V37H96V39L95 40H88V39H86V40H84L85 42L83 43V46L82 45H80V46H82L80 49H77V50H73V48H70L69 46L68 47H60V49H58V47H56L55 45H54V42L56 43V42H62V43H65L66 44V46H67V43H70L72 40H76V36L79 34H81V33H83V29H81L79 26H81L82 24H84V23H82V22H80L81 20H80V18L83 16V13H85L86 11L88 12L89 11V13L91 12V16L93 17V19L95 18V19H109L108 18V16L109 15H111V14H116V16L117 15H121V17L123 16V18H125V15H127L126 17H128V14H129V16H130V14H135L136 13V7H135V4L137 3V2H139L140 1V3L141 2H143V3H146V5H147V2H145L146 0H133V1H135L134 3V6L132 5H130V3L128 4L127 2L125 3V2H122V0H120L122 3H124L123 5L122 4H118L117 6L115 5V4H113V5H115V7L113 6V7H109L108 8V10L107 9H102V8H98L97 7V3H98ZM113 1V0H112ZM118 1V0H117ZM148 1V0H147ZM152 1H156V0H152ZM152 1H150V3H153L154 4V2H152ZM102 2V1H101ZM104 2V1H103ZM110 2V1H109ZM129 2H130V0H129ZM114 3H115V1H114ZM119 3V2H118ZM139 3V6L141 5L142 6V3L140 4ZM157 5H159L157 2H155ZM5 4V5H4ZM107 4V3H106ZM109 4V3H108ZM116 4H117V2H116ZM132 4V3H131ZM138 4V3H137ZM136 4V5H137ZM148 4H149V2H148ZM8 5H11V9H10V7L8 8L7 6ZM98 5H100V4H98ZM145 5V4H144ZM143 5V6H144ZM160 5H162V4H160ZM108 6V5H107ZM106 6V7H107ZM151 6V5H150ZM145 7V6H144ZM147 7V6H146ZM149 7V6H148ZM56 8V9H55ZM105 8V7H104ZM152 8L153 7H151V9H149V10H147V8H146V12L144 11V9H143V11H144V13H145V15L146 16H149L150 14H148V12L149 13H151V11H152ZM155 8H157V6L155 7ZM158 8V9H159ZM10 10V11H7V10ZM181 9V10H182ZM151 10V11H150ZM153 10H155L154 12L155 13H157V9H154L153 8ZM186 10V11H185ZM137 11H139L138 10V8H137ZM142 11V10H141ZM177 11H179V10H177ZM153 12V11H152ZM160 12V11H159ZM181 12V11H180ZM187 12V13H186ZM89 13H86L87 15H88V17L90 16L89 15ZM141 12L139 11L138 12V15H136L135 14V17H134V15H131V16H133L134 17V19L137 17L139 20L142 18L141 16H143L142 14H144V13H142L141 15ZM183 13V14H184ZM22 14L25 16V18L23 19V17H22ZM85 14V16H83L82 18H84L85 17V19L84 20H86L87 22L89 21V20H87V19H91L90 17L89 18H87L86 19V15ZM168 14H169V12H168ZM171 14V13H170ZM181 14V13H180ZM139 15H140V18H139ZM156 14H154V16H155ZM159 15L160 16H162L161 15V13H159ZM179 15V14H178ZM160 16L158 17V18H160ZM186 16V15H185ZM110 17V16H109ZM112 17V16H111ZM110 17V18H111ZM144 17V16H143ZM181 17V16H180ZM189 17V16H188ZM26 18H28V20L26 19ZM136 18V19H137ZM145 18V17H144ZM144 18H142L141 20H143ZM148 18V17H147ZM146 18V19H147ZM149 18H150V16H149ZM156 18V17H155ZM154 18V19H155ZM163 18V17H162ZM26 19V21H24V25H22L21 26V22H23V20H25ZM65 19V21H63ZM135 19V20H136ZM137 19V20H138ZM146 19L144 20V21H142V22H145L146 21ZM190 19V18H189ZM188 19V20H189ZM52 21V20H54V22H57V21H55V20H61V21H59V22H57L56 24H53V23H51V22H49V21ZM103 20V22H105V21H107V20H105L104 21ZM157 20V19H156ZM160 20V19H159ZM92 21V20H91ZM96 21V20H95ZM164 21V20H163ZM162 21V22H163ZM82 23V24H80V23ZM90 22V21H89ZM88 22V23H89ZM102 21L100 20V23H101ZM121 22V23H120ZM120 22H116V20L114 19V20H112V19H109L108 20V25L110 26V28L112 29V30H114L113 32L115 33V30H117L118 28L119 29H123V28H121V27H130V30H132L133 29V33H136L134 36H132V38H134V37H136L137 35H140L139 37H141V39L143 40V39H145V42H144V44H147L148 43V41H149V39H150V37H149V35L146 33V31H145V25H143V24H139V25H137V23H136V21H135V23H127V21H124V20H122V21H120ZM131 22V21H130ZM133 22V21H132ZM140 22V21H139ZM161 22V23H162ZM87 23V24H88ZM91 23V22H90ZM92 23H94V22H92ZM91 23V24H92ZM150 24V23H148V22H145V24ZM159 23V22H158ZM164 23H165V21H164ZM105 24V23H104ZM156 24V23H155ZM163 24V23H162ZM166 24V23H165ZM94 25V24H93ZM93 25H85V27L87 26V28H86V31L84 32V34L86 33V35H84V36H87V34H90V33H92V35L96 32V30L98 29H96L95 30V28H96V26L95 25H97V24H95L94 26H95V28H94V26ZM102 25V24H101ZM152 25V23L150 24V26ZM161 25V24H160ZM103 26V25H102ZM107 26V25H106ZM121 26V27H120ZM149 26V27H150ZM82 27V26H81ZM85 27H84V30H85ZM97 27H99L100 28V25H97ZM156 27V26H155ZM160 27V26H159ZM105 28V27H104ZM148 28V27H147ZM146 28V29H147ZM106 30V29H105ZM125 30H126V28H125ZM129 30V33L131 32ZM100 31L101 30H99V32L98 33H100ZM104 32V31H103ZM107 32V31H106ZM105 32V33H106ZM112 32V31H111ZM121 32V31H120ZM125 32V31H124ZM97 33V34H98ZM104 33V34H105ZM128 33V34H129ZM119 34V33H118ZM126 34V33H125ZM151 34H152V32H151ZM35 35L37 36V35H39V39H38V42H41L38 46L37 45H35V41L33 42V38L35 37ZM76 35V36H75ZM92 35H89V37L90 36H92ZM100 35V34H99ZM113 35V34H112ZM111 35V36H112ZM115 35V34H114ZM133 35V34H132ZM73 36H75L74 38L75 39H72V37ZM93 36H96V35H93ZM92 36V37H93ZM98 36V35H97ZM105 36H106V38H109V37H107V34H105ZM125 36V35H124ZM155 36V35H154ZM32 37V38H31ZM81 37V36H80ZM129 37H130V35H129ZM82 39H83V36L81 37ZM95 37H93V39H94ZM137 38V37H136ZM135 38V39H136ZM80 39V38H79ZM85 39V38H84ZM111 39H113L112 37H111ZM110 39V42L112 43V40ZM128 39H130V38H128ZM148 39V40H147ZM36 40V39H35ZM40 40V41H39ZM131 40H133V39H131ZM130 40V41H131ZM151 40V39H150ZM0 41H3V40H0ZM6 41H5V43H6ZM27 41V42H28ZM117 41V40H116ZM121 41V40H120ZM125 41V40H124ZM147 41V42H146ZM164 41V40H163ZM37 42V41H36ZM109 42V41H108ZM128 42V41H127ZM132 42L133 41H131V43L130 44H132ZM137 42V41H136ZM135 42V43H136ZM138 42H140V40L138 41ZM162 42V41H161ZM2 43H4V42H0V44L1 45H3ZM61 43V44H62ZM72 44H71V46L73 45V42H71ZM129 43H125V44H129ZM143 43V42H142ZM141 43V44H142ZM8 44L7 45H4L5 47L6 46H8ZM60 44V43H59ZM82 44V43H81ZM137 44H139V43H137ZM150 43H148V45H149ZM152 44V43H151ZM0 45V48H3L2 46ZM70 45V44H69ZM101 45H102V47L104 46L105 47V51L102 53V51H101V49H100V47H101ZM140 45V44H139ZM138 45V46H139ZM180 45H181V49L179 50V48H180ZM64 46V45H63ZM74 46V45H73ZM125 46V45H124ZM133 46H134V44H133ZM137 46V45H136ZM144 46V45H143ZM142 46V47H143ZM154 46V45H153ZM187 46H190V47H188L187 49L188 50H186L185 51V49L186 48H184V47H187ZM101 47V48H102ZM109 47H111L112 49H113V51H108L107 50V48H109ZM145 47V46H144ZM160 47V46H159ZM182 47H183V49H182ZM126 48H128V46L126 47ZM126 48H124V49H126ZM131 48V47H130ZM136 48V47H135ZM141 48V47H140ZM6 49H7V47H6ZM6 49L4 50V49H2V51H3V53H4V51H6ZM103 49V48H102ZM8 50V49H7ZM15 50V51H16ZM115 50H117V52H115ZM128 50V49H127ZM126 50V51H127ZM133 50V49H132ZM138 50H139V48H138ZM137 50V51H138ZM175 50H179V51H185L184 53L183 52H181V54H179V56L177 57V56H175V57H177L178 58V60H177V58L175 59V62L176 61H180V63L179 64H177L176 66H170L167 70H166V68L164 67L165 66V60L164 61H162V63L164 64V66H161V67H152V65H154V64H152V65H150L147 61V59H148V57H153L154 58V60H155V57H162V55H163V53H165V55L167 56V54L168 55H170V53L171 52H174ZM8 51V52H9ZM136 51V50H135ZM176 51V52H177ZM178 51V52H179ZM130 52V50L128 51V53ZM139 52V51H138ZM2 52H1V54H3ZM125 53V52H124ZM120 54V53H119ZM176 54V53H175ZM6 55V54H5ZM164 55V56H165ZM171 55H173V54H171ZM170 55V56H171ZM9 56V55H8ZM7 56V57H8ZM50 56H52V58L51 59H49V57ZM169 56V57H170ZM174 56V55H173ZM11 57V58H12ZM168 57V56H167ZM174 57V58H175ZM67 58H70L71 59V61H68V59ZM149 58V59H150ZM166 58V57H165ZM174 59L172 56L170 57V60H172V59ZM8 59L9 58H7L6 60L8 61ZM23 59V58H22ZM163 59H164V57H163ZM14 60V59H13ZM64 60H66V61H64ZM153 60V59H152ZM6 61V62H7ZM12 61V60H11ZM15 61V60H14ZM16 61H19V59L17 60L16 59ZM166 61H168V58L166 59ZM4 62V61H3ZM20 62V61H19ZM155 62V61H154ZM169 62V61H168ZM167 62V63H168ZM171 62V61H170ZM186 62H188V61H186ZM8 63V62H7ZM10 63V62H9ZM20 63H22V61L20 62ZM161 63V62H160ZM177 63V62H176ZM5 64V63H4ZM12 64V63H11ZM162 64V65H163ZM174 64V63H173ZM189 64V63H188ZM12 65H15L14 63L12 64ZM11 65V66H12ZM15 65V66H16ZM161 65V64H160ZM168 65V64H167ZM166 65V66H167ZM170 65V64H169ZM1 66H4L5 67V65H3V64H1L0 65V67ZM8 66H10V65H8ZM7 66V67H8ZM10 66V67H11ZM14 66V67H15ZM62 66V68H63V66H64V71L66 72L64 75V77H57V73L56 74H54V75H50V72H51V70H53V69H57L58 67H61ZM156 66V65H155ZM13 67V66H12ZM13 67V68H14ZM16 68V67H15ZM158 68V69H157ZM9 69V68H8ZM8 69H6V70H8ZM12 69V68H11ZM10 69V70H11ZM58 70V69H57ZM62 71H63V69H61ZM129 70H132V72L130 73V71ZM166 70V71H165ZM182 70V71H181ZM185 70V69H184ZM1 71V70H0ZM83 71H86V70H83ZM189 71V70H188ZM5 72V71H4ZM8 72V71H7ZM57 72V71H56ZM59 72V71H58ZM186 72V71H185ZM1 73H3V72H1ZM21 73V72H20ZM52 73V72H51ZM84 73V72H83ZM87 73V72H86ZM92 73V74H91ZM4 74V73H3ZM10 74H11V72H10ZM12 74H13V76H16V74L14 75V72H12ZM88 74V73H87ZM131 74V75H130ZM133 74L137 77V75L138 74H142V76H143V74L145 75V78H144V76H143V79L144 80H138V78H137V80L135 79L136 77H134L133 78ZM183 74V73H182ZM119 75V76H120ZM167 75V76H168ZM187 75V74H186ZM8 76V75H7ZM61 76H63V75H61ZM82 76V75H81ZM141 76V77H142ZM169 76H168V79H169ZM172 76V75H171ZM177 76V75H176ZM193 76V77H194ZM11 77V76H10ZM69 77V76H68ZM76 77H78V76H76ZM85 77H86V75H85ZM140 77V76H139ZM140 77V78H141ZM164 77V76H163ZM173 77V76H172ZM180 77V76H179ZM192 77V78H193ZM19 78V77H18ZM69 78H71V77H69ZM72 78H75V76L74 77H72ZM71 78V79H72ZM89 78H90V76H89ZM90 78V79H91ZM116 78V77H115ZM117 78H118V76H117ZM167 77L165 76V78H164V80L166 79ZM171 78V77H170ZM174 78H176L175 76H174ZM15 79H17V78H15ZM20 79V78H19ZM84 79V78H83ZM122 79V80H123ZM181 79V78H180ZM185 79V78H184ZM187 79H188V77H187ZM186 79V80H187ZM190 79V78H189ZM75 80V79H74ZM76 80H78V79H76ZM75 80V81H76ZM86 81H87V78L85 79ZM163 79H162V81H164ZM192 80V79H191ZM190 80V81H191ZM196 80V81H197ZM71 81V80H70ZM69 81V82H70ZM74 81V82H75ZM86 81H84V82H86ZM114 81H116V79H114ZM161 81V80H160ZM160 81L158 80V82H159V84H161L160 83ZM165 81H168V80H165ZM178 81V78H177V80H169L168 81V85L167 86H169V88H176V86H178V83H182V82H177ZM182 81V80H181ZM189 81V80H188ZM201 81V80H200ZM200 81H197V82H200ZM81 82V81H80ZM80 82H78V83H80ZM113 82V81H112ZM111 82V83H112ZM158 82H156L157 84L156 85H159L158 84ZM186 82V81H185ZM20 83V82H19ZM61 83V82H60ZM61 83V84H62ZM71 83V82H70ZM69 83V84H70ZM82 83V82H81ZM97 83V84H96ZM167 83V82H166ZM36 85L37 87L39 86V85ZM61 84H59L61 87H62V85ZM66 84H64L63 86H65V87H68L69 86V84H68V86L66 85ZM72 84V83H71ZM70 84V87L72 86V88L74 89V84L73 85H71ZM93 84V85H94ZM109 84H110V86H109ZM120 84V83H119ZM155 84V83H154ZM187 84V83H186ZM118 85V84H117ZM126 85V84H125ZM124 85V86H125ZM185 85V84H184ZM183 85V86H184ZM195 85V84H194ZM22 86V85H21ZM31 86V88H32V93L34 94V96L33 97H35V96H39L40 98H41V100L43 99V97L45 96H42V92H44V91H41L40 90V88L42 87V85H40L41 87H39V88H35L34 87V89H33V87ZM48 86V87H47ZM75 86H76V82H75ZM84 86V85H83ZM86 86V85H85ZM120 86H122V84H120ZM130 86V87H131ZM151 86V85H150ZM152 86H153V83H152ZM163 86V85H162ZM166 86V90H167V87ZM192 86H193V83H192ZM198 86V85H197ZM93 87V86H92ZM119 87V86H118ZM128 87V86H127ZM159 87V86H158ZM165 87V86H164ZM179 87V86H178ZM185 87V86H184ZM194 87V86H193ZM72 88L70 89V90H72ZM75 88H77V86L75 87ZM115 88V87H114ZM123 88V87H122ZM125 88H126V86H125ZM151 88V90H153L155 87H150ZM173 88V89H174ZM42 90H43V87L41 88ZM45 89V88H44ZM56 89V88H55ZM57 89H60V88H57ZM63 89V88H62ZM66 89V88H65ZM93 89V88H92ZM112 89V90H111ZM124 89V88H123ZM128 89V88H127ZM130 89V88H129ZM128 89V90H129ZM148 89V88H147ZM146 89V90H147ZM64 90V89H63ZM69 89H67V91H68ZM94 90V89H93ZM125 90V89H124ZM133 89H131V91L129 90V91H123V93L122 94H124V99H123V101H121L120 100V102H119V104L122 102V105L119 107V108H121L120 110L121 111H125V112H127V114H128V111L130 110L131 112H134V111H137L138 109H143V110H149V111H152L155 115L157 114V115H160V117H164V113H165V111H166V105H167V102H168V100L170 99V98H173L172 97V93H169L168 95H164V97L163 96H161V99L160 100H158L157 102H155V103H153L152 104V102L151 103H148V101L146 100H144V98H143V100H140L139 99V97H141V96H139V94H138V98H136L135 99V92L134 91H132ZM149 90V89H148ZM147 90V91H148ZM162 90V89H161ZM171 90V92H172V89H170ZM177 90V89H176ZM175 90V91H176ZM179 90H181V88L179 87ZM178 90V91H179ZM183 90V89H182ZM181 90V91H182ZM190 90V89H189ZM59 91V90H58ZM75 91V90H74ZM92 91V90H91ZM163 91H165L164 89H163ZM184 91V90H183ZM143 92V91H142ZM193 92V91H192ZM197 92V91H196ZM196 92H195V94H196ZM138 93H139V91H138ZM141 93V92H140ZM147 93V92H146ZM149 94H151V92H148ZM146 94V96L148 95V96H150L149 94ZM163 93H165V92H163ZM167 93H168V91H167ZM166 93V94H167ZM173 93H175V92H173ZM176 93H177V91H176ZM175 93V94H176ZM182 93V92H181ZM46 94V93H45ZM117 94H118V92H117ZM121 94V95H122ZM142 94V93H141ZM184 94V93H183ZM189 93H185L184 95L186 96V95H188ZM193 94V93H192ZM64 95V94H63ZM120 95V94H119ZM120 95V96H121ZM143 95V94H142ZM179 95H180V92H179ZM178 95V96H179ZM182 95V94H181ZM184 95H183V98H184ZM197 95V96H198ZM57 96V95H56ZM53 97V95H51L50 97H48V99H46V100H43V101H41V103L39 104V105H35V103L33 104V103H31L32 101H33V98H31V99H27L26 100V104H25V106L22 108L21 107V112H19L20 114L22 113V114H24V116L22 115V117L20 116V118H22L21 119V121L23 120V117H24V119L25 120H27V119H29L30 120V117H31V119H32V121H34V122H36V123H34L35 125L36 124H38V125H40V126H47V125H53V128H56L57 129V131H58V128H60V130H61V128L63 129H65V127H74V128H76L77 129V131L79 130V128L81 129V127H82V129H84V131H82V132H86L87 134H88V136H90L91 135V133H90V135H89V133L88 132H93V130H94V128L93 127H95L96 125H101V122L99 123V121H98V118H97V114L98 113H100V112H98V113H96V114H94L96 117H91L90 115H89V112L91 113V110H89L88 111V109L87 108H89L88 106H89V102H90V100L89 99H91V98H89L90 96H89V94L88 95H86L85 97H84V99L83 98H81V97H79V96H75V97H73V98H71V97H69L70 99L68 100L67 98V101H66V104H64V106H63V108H60V109H62L61 110V115L59 116V117H61V120L60 121H58V119H57V122H56V124L54 123V121L52 122V116L51 115H53V112L51 113V115H50V113L48 112L49 110H50V108H51V105L53 104V106H54V104H57V102H59V101H61V96H60V98H57V97ZM65 96V95H64ZM95 96L93 97L94 99H95ZM116 96H118V95H116ZM144 96V95H143ZM174 96V95H173ZM191 96V95H190ZM196 96V95H195ZM196 96V97H197ZM198 96V97H199ZM38 97V98H39ZM67 97V96H66ZM88 97V99H86ZM137 97V96H136ZM151 97V96H150ZM150 97H149V99H150ZM177 97V96H176ZM198 97H197V100L196 101H194V100H192L193 102H191L190 101V99L192 98H190L189 99V103H191V105L192 106H194V105H196V104H198V103H196L197 101H198ZM217 97V99H218V101L216 102V103H218V105L217 104H214L213 103V101H214V98H216ZM92 98V99H93ZM129 99V100H132V101H134L133 103V105L132 106H130L129 104V102L128 101H126V103H125V101L124 100H126V99ZM147 97H145V99H146ZM151 98H154L153 96L151 97ZM174 98H175V96H174ZM179 98V97H178ZM182 98V99H183ZM186 98V97H185ZM7 99V98H6ZM81 99H83V100H81ZM91 99V100H92ZM120 99V98H119ZM148 99V100H149ZM194 99V98H193ZM196 99V98H195ZM201 99L199 100V103H200V101H201ZM205 99H206V101H205ZM10 101H9V104H10V106H11V109L10 108H7V106L5 107L6 109H7V111H9V112H11V110H15L14 112H16V110H19L20 108V106H22L21 104H23V103H21V101L19 102L17 99H9ZM34 100H36V99H34ZM40 100V99H39ZM63 100V99H62ZM84 100H88V101H85V102H88L87 104H88V106L86 107V108H80L81 110H73V109H75L74 107H76V106H78L79 104H80V102L79 101H84ZM116 100V99H115ZM114 100V101H115ZM173 100H175V99H172V101ZM178 100V99H177ZM262 100V99H261ZM64 100H63V103L65 102ZM96 101H101V100H96ZM95 101V102H96ZM179 101H180V99H179ZM184 101L186 102V100L184 99ZM188 101V100H187ZM102 102V101H101ZM128 102V103H127ZM257 102V101H256ZM21 103V104H20ZM60 103V102H59ZM59 103H58V105H59ZM82 103H84V102H82ZM90 103H92V102H90ZM113 103V102H112ZM173 103H174V101H173ZM188 103V102H187ZM188 103V104H189ZM220 103V104H219ZM222 103V104H221ZM7 104H8V102H7ZM85 104L86 103H84V105L83 106H85ZM100 104V103H99ZM170 104V103H169ZM61 105V104H60ZM63 105V104H62ZM61 105V106H62ZM82 104H80V106H81ZM113 105V104H112ZM115 105V104H114ZM191 105H189V106H191ZM9 106V107H10ZM56 106V105H55ZM119 106V105H118ZM180 106V105H179ZM197 106V105H196ZM252 106V105H251ZM4 107V106H3ZM58 107V106H57ZM99 107H101V105L100 106H98L97 108H99ZM168 107H169V105H168ZM195 107V106H194ZM206 107H205V110H206ZM13 108V109H12ZM56 108V107H55ZM96 108V109H97ZM52 109V108H51ZM79 109V108H78ZM101 108H99L98 110H100ZM185 109V108H184ZM227 109H226V111H227ZM3 110V109H2ZM5 110V109H4ZM53 110V109H52ZM56 110V109H55ZM98 110H96V111H98ZM104 109H101V112L103 111ZM167 110H168V108H167ZM222 110H223V108H222ZM254 110V109H253ZM107 111V110H106ZM115 111V110H114ZM214 111V112H215ZM219 111H221V110H219ZM3 113V111H1L0 110V113ZM4 112H6V110L4 111ZM8 112V113H9ZM50 112H51V110H50ZM107 112H109V111H107ZM144 112V111H143ZM148 112V111H147ZM48 113H49V115H50V118H48ZM114 113V112H113ZM113 113L111 114L110 112L109 113H107V115L109 114H111V116L113 115ZM116 113V112H115ZM114 113V114H115ZM146 113V112H145ZM149 113V112H148ZM167 113H169L170 114V112H168L167 111ZM200 113H201V110H200ZM203 113V112H202ZM201 113V114H202ZM212 113V112H211ZM210 113V114H211ZM5 115H8L7 114V112L6 113H4ZM12 114V113H11ZM15 114V113H14ZM104 114H106L105 113V111L103 112V117H104ZM117 114H121V113H116V115ZM149 114H151V113H149ZM163 114V115H162ZM168 114V115H169ZM196 114L197 115H200L199 114V112L197 111L196 112ZM206 114V113H205ZM213 114H215V113H212V115ZM1 115V114H0ZM10 115V114H9ZM99 116H101L100 114H98ZM106 115V116H107ZM154 115V116H155ZM166 115V114H165ZM195 115V114H194ZM204 115V114H203ZM203 115H201V117L203 116ZM261 115V114H260ZM63 116V117H62ZM93 116V115H92ZM118 116V115H117ZM117 116L115 117L116 119H117ZM120 116H122V115H120ZM171 116H173L172 114H171ZM207 116H210V115H207ZM228 116V115H227ZM89 117H91L90 118V120H89V123H87L89 126H87V128H84V126H85V124H83L81 127H79L82 123H80V125H79V122H82V121H84L85 119H89ZM110 117V116H109ZM114 117H113V119L112 120H115L114 119ZM119 117V116H118ZM150 117H151V115H150ZM153 117V116H152ZM157 116H155V118H156ZM169 117V116H168ZM168 117H167V119H168ZM196 117V116H195ZM0 118H1V116H0ZM9 118V117H8ZM58 118V117H57ZM100 118V117H99ZM102 118V117H101ZM112 118V117H111ZM121 118L122 117H120V120H121ZM174 118V117H173ZM176 118H178V117H176ZM2 119H3V117H2ZM49 119H51L50 121L52 122H49ZM60 119V118H59ZM162 119V118H161ZM160 119V120H161ZM170 119V118H169ZM171 119H172V117H171ZM175 119V118H174ZM180 119V118H179ZM178 119V120H179ZM196 119H197V117H196ZM202 119H203V117H202ZM7 120V118L5 117V119H4V121H5V123L7 122L6 121ZM25 120H24V122L23 123H26L27 121H28V123H26L25 125L26 126H28V124H29V126H30V123H32V122H30L29 123V120H27L26 122H25ZM53 120H55V119H53ZM102 120V119H101ZM100 120V121H101ZM132 120H133V118H132ZM132 120H131V122H132ZM138 120V119H137ZM141 120H143L144 121V123H146L145 122V120L144 119H141ZM156 120V119H155ZM158 120H159V117H158ZM163 120H165V119H163ZM173 120V119H172ZM204 120V119H203ZM31 121V120H30ZM123 121H125V120H123ZM122 121V122H123ZM174 121V120H173ZM177 121V120H176ZM2 122H3V120H2ZM1 121H0V123H2ZM118 122V121H117ZM126 122V121H125ZM133 122H134V120H133ZM138 122H140L139 120H138ZM194 122V121H193ZM196 122H198L197 120H196ZM54 123V124H53ZM111 123V122H110ZM109 123V124H110ZM113 123V122H112ZM116 123V122H115ZM119 124H118V126H120V122H118ZM143 123V122H142ZM175 123V122H174ZM180 122H178V124H179ZM2 124H4V123H2ZM33 124V123H32ZM33 124V125H34ZM104 125H105V123H103ZM123 124H124V122H123ZM134 124V123H133ZM135 124H137V123H135ZM139 124V123H138ZM181 124V123H180ZM34 125V126H35ZM114 126H116L115 124H113ZM112 125V126H113ZM140 125V124H139ZM142 125V124H141ZM144 125V124H143ZM142 125V126H143ZM147 124H145L144 126H146ZM149 125V124H148ZM175 125V124H174ZM188 124H186V126H187ZM189 125H194L195 126V124L194 123H191V124H189ZM11 124H10V127H9V125H8V128H7V130L9 129V130H11L12 128H11ZM25 126V128H27ZM55 126V127H54ZM103 126V125H102ZM101 126V127H102ZM107 126V125H106ZM106 126H105V128H106ZM118 126H117V128H118ZM123 126V125H122ZM124 126H125V124H124ZM182 126H184V125H182ZM219 126V125H218ZM33 127V126H32ZM79 127V128H78ZM86 127V126H85ZM121 127V126H120ZM178 127V126H177ZM189 128L188 129H190L191 127L190 126H188ZM46 128V127H45ZM50 128V127H49ZM93 128V129H92ZM98 128V127H97ZM103 128V127H102ZM113 128H115V127H113ZM112 128V129H113ZM187 128V127H186ZM193 128V127H192ZM191 128V129H192ZM239 128V129H240ZM50 129H52V128H50ZM73 129V128H72ZM81 129V130H82ZM104 129V128H103ZM103 129H102V133L100 132V134H103ZM137 129V128H136ZM146 129V128H145ZM195 129V128H194ZM70 130V129H69ZM95 130H96V128H95ZM99 130H101V128L100 129H98L97 131L99 132ZM106 130H107V128H106ZM105 130V131H106ZM124 130V129H123ZM122 130V131H123ZM168 130H170V131H168V132H166V134H165V132L163 133L164 135H166V139H168L171 143L173 142V143H177V142H181L180 141V134H179V136H178V133L176 134V133H174L173 132V130L171 131V129L169 128ZM235 130H236V127H235ZM234 130V132L236 133V131ZM52 131H54V129H52ZM52 131L50 130L49 132V134L51 135L52 134ZM56 131V130H55ZM53 132V134H52V136L50 137V138H48L47 139V136H46V142L47 143H49L48 142V140H50L52 143H53V145L54 144H56L58 141H59V139L63 136V134H61L62 136L59 138V136L58 135H56V133H59V132ZM74 131H76V130H74ZM97 131H95V132H97ZM114 131V130H113ZM118 131H119V129H118ZM117 131V132H118ZM125 131V130H124ZM124 131H123V133H124ZM127 131H128V129H127ZM127 131L125 132V134L127 133ZM162 131V130H161ZM1 132V131H0ZM7 132V131H6ZM61 132H64V131H61ZM95 132L92 134V135H94L95 134ZM112 132V131H111ZM117 132H116V130H115V132H112V133H114V134H104L105 136H104V140L102 141V142H104V143H102L101 142V144H103V145H105V143H111V140H112V138L114 139V136H118L119 134H120V132H119V134H117ZM229 132H231V133H234V132H232L231 130H229ZM228 132V133H229ZM238 132V133H239ZM54 133H55V135H54ZM66 133V130H65V132H64V134ZM72 133H74V132H72ZM105 133V132H104ZM109 133V132H108ZM234 133V134H235ZM79 134H81V132L79 131V133H78V136H80ZM161 135H162V133H160ZM75 135V134H74ZM91 135V136H92ZM66 136H67V134H65V138H66ZM70 136H72L71 134H70ZM87 136V137H88ZM116 136V137H117ZM121 136L122 137H124L125 138V136L126 135H124V134H121ZM68 137V136H67ZM73 137H75V136H73ZM87 138L86 136H82V138ZM164 137V136H163ZM264 137V136H263ZM69 138V137H68ZM68 138H66V139H68ZM71 138V137H70ZM68 139V140H71V139ZM90 138V137H89ZM119 138H120V136H119ZM126 138H128V136H126ZM159 138V137H158ZM158 138H157V136H150V134L147 132V131H141V127H140V129L137 131V130H135V132L133 133V135H132V139H134V141L135 140H140V141H142L143 143H144V147H145V149L147 148V150H149V151H147V152H152L153 154V156H152V158H151V160L150 161H145V163H144V168H146V169H148V170H151V171H153V172H156L157 170H159L158 168H159V166H158V168H157V165L156 164H158L157 162H159L160 163V160H162L163 161V159H165L166 161L168 160H175V158H176V153H173L172 151L171 152H166V151H164L163 149L162 150H160V148L158 149V145H160L159 144V140H158ZM73 139H76V137L75 138H72V142L74 141ZM116 139H118V137L116 138ZM129 139H131V138H129ZM63 139L61 138V141H62ZM77 140H80V139H77ZM165 140V139H164ZM185 140V139H184ZM76 141V140H75ZM91 141V140H90ZM90 141H86L85 140V142L87 143H89ZM93 141V140H92ZM114 141V140H113ZM120 141H122L121 139H120ZM126 140L124 139V141L123 142H125ZM129 141V140H128ZM134 141L132 140L131 142H132V144L134 143ZM186 141H187V139H186ZM1 142V141H0ZM51 142H50V144H51ZM127 142V141H126ZM125 142V143H126ZM137 142V141H136ZM141 142V143H142ZM76 143H78L77 141H76ZM87 143V144H88ZM94 143V142H93ZM93 143H91L92 145H94ZM109 143V144H110ZM142 143V144H143ZM185 143V142H184ZM198 144H195L194 146H191L192 148L193 147H195L199 152H204V150H206V149H204V145H201V144H199V142H197ZM1 144V143H0ZM58 144V143H57ZM71 144H74L75 145V142L74 143H71ZM71 144H70V146H71ZM82 143H80V146H82L81 145ZM90 144V143H89ZM89 144H88V146H89ZM128 144H130V143H128ZM186 144V143H185ZM188 144H189V141H188ZM193 144V143H192ZM192 144H190V145H192ZM222 145H226L227 144V141H226V139L224 140V141H222V143H221ZM15 146L13 143H11V145H9L10 147L11 146ZM49 144H46V146L44 145V147L43 148H45V147H47ZM52 145V144H51ZM59 145V144H58ZM62 144H60L59 146H57V147H55L56 149L55 150H57V155H58V153H61L62 155H63V153L65 152V148L67 147L68 148V146H61ZM83 145H84V143H83ZM86 145V144H85ZM98 145H100V143H98ZM139 145V144H138ZM253 145V144H252ZM7 146H8V144H7ZM8 146V147H9ZM50 146V145H49ZM48 146V147H49ZM61 146V147H60ZM69 146V147H70ZM80 146H78V147H80ZM87 146V145H86ZM102 146V145H101ZM127 146V145H126ZM184 146H186V145H184ZM8 147H6L7 149H9ZM54 147H52L51 146V148H53L54 149ZM65 147V148H64ZM73 147V146H72ZM83 147H85V146H83ZM118 147V146H117ZM121 147V146H120ZM119 147V148H120ZM130 147V146H129ZM132 147H133V145H132ZM190 147V146H189ZM223 147V146H222ZM3 148V147H2ZM5 148V149H6ZM51 148H50V150H49V155L50 156H52V154H51V152L50 151H52L51 150ZM74 148H76L75 146H74ZM102 148V147H101ZM104 148V147H103ZM122 148V147H121ZM131 148V147H130ZM194 148V149H195ZM205 148H206V146H205ZM33 149V148H32ZM49 149V148H48ZM72 150L71 148H68V151H70V150ZM77 149V148H76ZM87 149V148H86ZM116 149V148H115ZM114 149V150H115ZM144 149V150H145ZM84 150H85V148H84ZM119 150V149H118ZM123 150V149H122ZM7 151V150H6ZM47 151V150H46ZM46 151H44V153L46 152ZM54 151V150H53ZM67 151V152H68ZM74 151V150H73ZM77 151V150H76ZM82 149H80V150H78L77 151V153H75V155H74V158H71V159H74L73 161L74 162H78V163H80L83 159H84V154H82ZM194 151V150H193ZM11 152V151H10ZM35 152V151H34ZM39 152V151H38ZM40 152H42L41 150H40ZM55 152V151H54ZM54 152H52V153H54ZM75 152V151H74ZM84 152V151H83ZM114 152H116V151H114ZM111 153L110 154V158H111V163H113V165L115 166V167H117V166H119V167H121L124 171H128V173H130L129 172V170H131V168H133L135 165H136V162H137V158L135 159V157H137V155H135V157H134V155L132 156V157H129V156H127V158H123V156L122 155H120V154H118V153H121V151L119 150V152L117 153L118 155H116V153ZM7 153V152H6ZM32 153V152H31ZM43 153V152H42ZM43 153V154H44ZM48 153V152H47ZM56 153V152H55ZM136 153V152H135ZM43 154H40V155H43ZM46 154V153H45ZM44 154V155H45ZM71 154V153H70ZM74 154V153H73ZM85 154H87V153H85ZM151 154V153H150ZM5 155V154H4ZM12 155V154H11ZM39 155V154H38ZM39 155V156H40ZM42 156L41 158H44V159H42V161H45V159H47V157L45 158V156ZM60 155V154H59ZM61 155V156H62ZM67 155V154H66ZM65 155V156H66ZM99 155H100V153H99ZM107 155H109V154H107ZM120 155V156H119ZM127 155H130V154H127ZM201 155H203V153H201ZM200 155V156H201ZM9 155H7L6 154V157H8ZM14 156V155H13ZM46 156H47V154H46ZM49 156V157H50ZM61 156H59L60 158H61ZM65 156H63L61 159L63 160V158L65 157ZM86 156V155H85ZM122 156V157H121ZM150 156V157H151ZM198 156V155H197ZM199 156V157H200ZM203 156H205V155H203ZM202 156V157H203ZM2 157L3 156H1V163H2V161L5 159V161H3V166H5L7 169H9L10 168V174H9V176L6 174L7 172H9V170L6 172V170H4L6 173V175L5 174H2V177L0 178V197L2 196L3 198H4V200H5V202H7V200H9V202H11L10 200H13L14 201V199H17L18 201H19V198L20 197H22V195H21V193H19V191H21V192H29V194L31 193V192H35L36 194L37 193H41V192H43V193H48V195H49V192H50V189L51 188H49V191L45 188V187H43V186H41L40 184H38V183H31L30 181H28V182H30L29 184H28V182H26L25 180V182L27 183V184H24V182H22V181H20V182H16V179L13 181V180H10V177H12V175L13 176H15L16 174H21V173H23V169H22V171L21 172H19L20 171V169H17V168H15L14 167V165H12L14 162H12V159H10V156L8 157V158H3V160H2ZM5 157V156H4ZM48 157V158H49ZM53 157V156H52ZM69 158L71 157L70 155L68 156ZM108 157V156H107ZM129 157V158H128ZM12 158V157H11ZM14 158V157H13ZM54 158H55V156H54ZM56 158H58V157H56ZM204 158V157H203ZM202 158V159H203ZM86 159V158H85ZM84 159V160H85ZM15 160V159H14ZM13 160V161H14ZM59 160V159H58ZM62 160H60V161H62ZM69 160V159H68ZM110 160V159H109ZM141 160V159H140ZM147 160H149V158L147 159ZM199 160V159H198ZM204 160V159H203ZM41 161V160H40ZM47 161H48V159H47ZM54 161V160H53ZM53 161H51V160H49V162H52L53 163V165H55V164H57V162H56V159H55V162H53ZM69 161H71V160H69ZM68 161V162H69ZM73 161H71V163L73 162ZM96 162H97V160H95ZM138 161H139V159H138ZM142 161H144L143 159H142ZM201 161V160H200ZM206 161V160H205ZM18 162V161H17ZM32 162V161H31ZM59 162V161H58ZM0 163V165H2ZM12 163V164H11ZM15 163H16V160H15ZM30 163V162H29ZM28 163V164H29ZM42 163V162H41ZM46 163V162H45ZM52 163H50V164H52ZM55 163V164H54ZM63 163V162H62ZM71 163H70V165H71ZM138 163H140L141 164V162H138ZM18 163H16V165H17ZM27 164V163H26ZM35 164H36V162H35ZM43 164H44V162H43ZM49 164V165H50ZM73 164H75V163H73ZM91 164V163H90ZM172 164V163H171ZM23 166H22V168H24L25 169V167H27L26 169L27 170H29L30 171V169H33L34 170V164H33V166L31 167V165H32V163H31V165H24V163L22 164ZM60 165H61V162H60ZM77 165V164H76ZM138 165V164H137ZM141 165H143V164H141ZM178 165V164H177ZM19 166V168H20V166L21 165H18ZM36 166V165H35ZM47 166V165H46ZM57 166V168H58V165H56ZM74 166V165H73ZM89 166V165H88ZM113 166V167H114ZM2 167V166H1ZM54 167V166H53ZM68 167V166H67ZM118 167V168H119ZM139 167V166H138ZM143 167H142V169H143ZM191 167V166H190ZM45 168V167H44ZM56 168V169H57ZM99 168V167H98ZM97 167H92V168H89V169H87L86 171H84V173H83V177H84V179L85 180H94V179H96L97 178V176L98 175H100L102 172H100V174H99V169H98ZM3 169V168H2ZM2 169H0V170H2ZM26 169L24 170V171H26ZM47 169V168H46ZM50 169L52 170L53 168H51L50 167ZM55 169V168H54ZM101 169V168H100ZM120 169V168H119ZM134 169V168H133ZM132 169V170H133ZM157 169V170H156ZM188 170H189V168H187ZM12 170V171H11ZM41 170H43V169H41ZM74 170H76V168L74 169ZM74 170H73V168L71 169L70 167H69V169H67V170H65L66 171V173L64 174V175H66L65 177H72V176H74ZM118 170V169H117ZM140 170H141V168H140ZM186 170V169H185ZM3 171V170H2ZM1 171V172H2ZM4 171H3V173H4ZM32 171V170H31ZM37 171V170H36ZM35 171V172H36ZM40 171V170H39ZM38 171V172H39ZM105 171V170H104ZM103 171V172H104ZM107 171V170H106ZM105 171V172H106ZM114 171V170H113ZM119 172H121V173H124V171L122 172V171H120V170H118ZM117 171V172H118ZM136 171V170H135ZM138 171V170H137ZM143 171V170H142ZM190 171H191V169H190ZM197 171V170H196ZM26 172H28V171H26ZM46 172H47V170H46ZM45 172V173H46ZM115 172V171H114ZM118 172V173H119ZM132 172H134V171H132ZM146 172H148V171H146ZM146 172H144L145 174H146ZM152 172V173H153ZM189 172V171H188ZM44 173V172H43ZM120 173V174H121ZM135 173V172H134ZM0 174V175H1ZM27 173H25V175H26ZM35 174V173H34ZM34 174H30V175H32V176H36V175H34ZM36 174H38V173H36ZM76 174H77V172H76ZM75 174V175H76ZM111 174V173H110ZM117 174V173H116ZM156 174V173H155ZM186 174H187V171H186ZM201 174V173H200ZM42 175V174H41ZM40 175V176H41ZM45 175V174H44ZM81 175V174H80ZM114 175V174H113ZM129 175V174H128ZM127 175V176H128ZM137 176H138V174H136ZM135 175V176H136ZM141 175H143V173L141 174ZM27 176L29 177V174H27ZM46 176H47V173H46ZM79 176V175H78ZM78 176H75L74 178H73V180L75 181V178H79ZM104 176V175H103ZM106 176H107V173H106ZM106 176H104V178L106 177ZM115 176V175H114ZM117 176V175H116ZM118 176H121V175H119L118 174ZM123 176V175H122ZM134 176V177H135ZM140 176V175H139ZM139 176L138 177H135L136 179L137 178H139ZM189 176V175H188ZM199 176V175H198ZM31 177V176H30ZM36 177H38V176H36ZM43 177V176H42ZM100 177V176H99ZM124 177H125V174H124ZM129 177V176H128ZM131 177H133L132 176V174H130V178ZM184 177H186V176H184ZM184 177H182L181 176V178H184ZM197 177V176H196ZM16 178V177H15ZM18 178V177H17ZM20 178V177H19ZM18 178V179H19ZM23 178V177H22ZM26 178V177H25ZM24 178V179H25ZM32 178V177H31ZM31 178L29 179V180H31ZM72 178H70V179H72ZM81 178V177H80ZM79 178V179H80ZM103 178V177H102ZM107 178V177H106ZM118 178V177H117ZM127 178V177H126ZM134 178V179H135ZM181 178H179L178 176H175V177H171V178H169V179H166L165 180V182H164V184L162 185V187H161V189L158 191V190H156V191H154V192H152V193H148V191H145V190H143V189H133V190H130V191H128V193H126V194H121L122 192H117V191H110V193L108 192V194H106L107 195V200H109V202L112 204H115V205H118L119 203L120 204H122V206H121V208H123L124 210H125V212H134V210H141V209H143V210H145V212H146V210H148L149 209V206L151 205V202H153V201H155V203H159L160 204V207L161 206H164V205H166L167 203L168 204H172V206H175V205H177L178 206V204H175V203H178V202H181V201H184L185 203H186V205H187V207H185V208H187V210L188 209H193V211H194V208L197 206L198 207V205H200V203H199V201H201L202 200V197L201 196H199L197 193L195 194V195H193V197H191L192 195H190V198H188L189 196L188 195H186L185 197H187V198H185V197H183L184 196V193H183V196L181 197V192L184 190V188H185V191L186 192H189V193H191V192H193L195 189H196V184H200V183H195V182H198L197 180L195 181V182H190V181H188L186 178H188V177H186V178H184V179H186L188 182H190V183H192V184H194L195 183V185H191L190 183L188 184V182L186 183V181H184L183 179H181ZM190 178V177H189ZM195 178V177H194ZM34 179V178H33ZM32 179V180H33ZM35 179H39V177L38 178H35ZM33 180V181H36V180ZM70 179H67V178H65V180H69L70 181ZM78 179V180H79ZM101 179V178H100ZM120 179H122V178H120ZM119 178H118V181L120 180ZM133 179V178H132ZM192 179V178H191ZM82 180V179H81ZM97 180H99V179H97ZM115 180H117L116 178H115ZM123 181H124V179H122ZM121 180V181H122ZM11 181H13V182H11ZM18 181V180H17ZM72 181V180H71ZM74 181H72L73 183L72 184H75L74 183ZM76 181H77V179H76ZM75 181V182H76ZM91 181V182H92ZM103 181H104V179H103ZM82 182V181H81ZM84 182H86V181H84ZM84 182H83V184L81 183V185H80V183L78 184L79 186H84ZM106 182V181H105ZM117 182V181H116ZM125 182H127V180L125 181ZM124 182V183H125ZM70 183V182H69ZM119 183V182H118ZM63 184H65V183H63ZM71 184V185H72ZM77 184V183H76ZM95 186L93 187V189L96 187V190H98V189H102V187L104 186V184L105 183H103V182H100V180H99V182H95ZM126 184V183H125ZM202 184V183H201ZM61 185V184H60ZM71 185H69V186H71ZM75 186V185H74ZM88 186L89 187H91L92 186V184H91V186H90V184H88ZM161 186V185H160ZM200 186H202V185H200ZM77 187V186H76ZM85 187V186H84ZM87 187V186H86ZM157 187V186H156ZM198 187H199V185H198ZM48 188V187H47ZM56 188V187H55ZM55 188L53 189V190H55ZM66 188H67V186H66ZM80 188V187H79ZM104 188H107V186L106 187H104ZM61 188L59 187V190H60ZM81 189H83L82 187H81ZM92 189V188H91ZM154 189H155V187H154ZM158 189V188H157ZM202 189V188H201ZM52 190V189H51ZM57 190V189H56ZM58 190V191H59ZM62 190H64L63 188H62ZM84 190V189H83ZM82 190V191H83ZM88 190L90 191V193H88L89 195H91V191L92 190H90V188H88ZM96 190H94V192H93V195H96V194H98V193H96ZM81 191V192H82ZM100 191V190H99ZM158 191V193H156L155 194V192H157ZM79 193V194H77V198L76 199H78V200H76L77 202L78 201H80V202H85V199H86V197L88 196V195H85V193L83 194V193ZM85 192V191H84ZM103 192V191H102ZM101 192V193H102ZM196 192V191H195ZM198 192V191H197ZM200 192V191H199ZM198 192V193H199ZM54 193V192H53ZM52 193V194H53ZM100 193V194H101ZM201 193V192H200ZM28 194V193H27ZM34 194V193H33ZM42 194V193H41ZM51 194V193H50ZM60 194H61V191H60ZM103 194H104V192H103ZM193 194V193H192ZM203 194V193H202ZM43 195V194H42ZM54 195V194H53ZM64 195V194H63ZM105 195V196H106ZM196 195H198V196H196ZM50 196H52V195H50ZM58 196V195H57ZM56 196V197H57ZM65 196V195H64ZM63 196V197H64ZM204 196V195H203ZM25 197V196H24ZM67 197V196H66ZM100 197H101V195H100ZM99 197V198H100ZM2 198V199H3ZM59 198H60V196H59ZM94 198V197H93ZM96 198H97V196H96ZM102 198H104L103 196H102ZM106 198V197H105ZM104 198V199H105ZM55 199H57V198H55ZM61 199V198H60ZM0 200H1V198H0ZM4 200H2V201H4ZM58 200V199H57ZM73 200V199H72ZM106 200V199H105ZM134 200V201H133ZM161 200V201H160ZM204 200H205V197H204V199H203V202H204ZM61 201V200H60ZM64 201V200H63ZM159 201V202H158ZM206 201V200H205ZM67 202V201H66ZM88 202V201H87ZM106 202V201H105ZM2 203V202H1ZM4 203V202H3ZM2 203V204H3ZM58 204H60L59 202H57ZM73 203V202H72ZM72 203H71V206L69 205V203H68V207L70 206V208H74L73 206H72ZM142 203L144 204H146V206H143L142 205ZM48 204H51V203H48ZM112 204V205H113ZM173 204H175V205H173ZM201 204H203L204 205V203H201ZM206 204V203H205ZM5 205H6V203H5ZM29 205V204H28ZM43 205H44V203H43ZM46 205V204H45ZM82 205V204H81ZM110 205V204H109ZM108 205V206H109ZM114 205V206H115ZM153 205H154V202H153ZM157 205V204H156ZM170 205H169V207H170ZM214 205V204H213ZM21 206V205H20ZM74 206H75V204H74ZM77 206H79L78 204H77ZM111 206V205H110ZM113 206V207H114ZM120 206V205H119ZM185 206V205H184ZM152 207V206H151ZM150 207V208H151ZM154 207H156L155 205H154ZM167 207H168V205H167ZM167 207H165V209L167 208ZM181 207V206H180ZM197 207H196V209H197ZM201 208H202V206H200ZM199 207V208H200ZM204 207V206H203ZM21 208V207H20ZM110 208V207H109ZM153 208V207H152ZM163 208V207H162ZM178 208V207H177ZM182 208V207H181ZM180 208V209H181ZM41 209V208H40ZM81 209V208H80ZM116 209V208H115ZM154 209H156V208H154ZM152 210V212L153 213H155V210ZM159 209V208H158ZM161 209V208H160ZM184 209V208H183ZM4 210V209H3ZM23 210H26V211H28L29 212V214L32 212V213H36V216H34V218H36L38 215H37V213H38V209H32V207H28V206H26L25 205V207H24V209ZM122 210V209H121ZM171 210V209H170ZM169 210V211H170ZM173 210V209H172ZM171 210V211H172ZM179 209H177V211H178ZM20 211V210H19ZM71 211V210H70ZM149 211H151V210H149ZM157 211V210H156ZM159 211V210H158ZM157 211V213H160V212H158ZM174 211V210H173ZM176 211V212H177ZM179 211H181V210H179ZM191 211V210H190ZM138 212H140V211H138ZM163 212H165V211H162V213ZM182 212H183V210H182ZM192 212V211H191ZM7 213V212H6ZM27 213V212H26ZM152 213V214H153ZM156 213V214H157ZM175 213V212H174ZM179 213V212H178ZM184 213V212H183ZM190 213V212H189ZM8 214V213H7ZM23 214H24V212H23ZM28 214V213H27ZM133 214V213H132ZM165 214V213H164ZM163 214V215H164ZM176 214V213H175ZM229 214V213H228ZM222 215L221 214V217H222V220H223V222H227V223H229V220H231L230 218V216L229 215ZM129 215V214H128ZM127 215V216H128ZM131 215V214H130ZM147 215H148V213H147ZM151 215V214H150ZM158 215V214H157ZM160 215V214H159ZM163 215H161V216H163ZM166 215V214H165ZM190 215V214H189ZM28 216V215H27ZM132 216V215H131ZM130 216V217H131ZM167 216V215H166ZM172 216V215H171ZM179 216V215H178ZM3 217H5V214H4V212H0V218L1 219H3ZM9 217V216H8ZM98 217V216H97ZM96 217V218H97ZM130 217L128 216V217H126V216H124L123 218H121V220H122V222L121 221H119V222H121V223H119V222H109L108 223V225H107V229H108V232H110V233H112V231H114V233H115V230H118L122 225H126L127 223L129 224V221L130 222H132L131 224H135L136 225V227L138 226L139 228V230H138V236L140 237V238H149V239H151L150 237H152L153 235L150 233V229H147L146 228V226L147 225H150V222L152 221L151 219H149L148 217H146L143 213L142 214H138V215H136L135 216V214H133V219L131 220L130 219ZM156 217V216H155ZM158 217V216H157ZM160 217V216H159ZM180 217V216H179ZM95 218V217H94ZM95 218V219H96ZM151 218V217H150ZM154 218V217H153ZM165 218H167V217H165ZM176 218V217H175ZM181 218H183V217H181ZM194 218V217H193ZM6 219H7V217H6ZM38 219H40V218H38ZM156 219V218H155ZM162 219V218H161ZM164 219V218H163ZM170 219V218H169ZM168 219V220H169ZM176 219H178V218H176ZM180 219V218H179ZM100 220V219H99ZM98 220V221H99ZM157 221H158V219H156ZM174 221H175V219H173ZM1 221V220H0ZM38 221V220H37ZM94 221H97V220H94ZM93 221V222H94ZM98 221L96 222V223H98ZM157 221H155V222H157ZM181 221H182V219H181ZM8 222V221H7ZM10 222V221H9ZM11 222H12V220H11ZM92 222V223H93ZM161 222V221H160ZM160 222H159V224H160ZM191 222V221H190ZM2 223V222H1ZM28 223H30L29 222V220L28 219H26V218H19V219H16V223H15V228H16V230H19V229H22V228H26L27 226H28ZM149 223V224H148ZM152 223V222H151ZM158 223V222H157ZM162 223V222H161ZM171 223H173L172 222V220H171ZM234 223V222H233ZM5 224V223H4ZM4 224H3V226H4ZM13 224V223H12ZM130 224V225H131ZM176 223L174 222V224L173 225H175ZM215 224V223H214ZM213 224V225H214ZM242 224V223H241ZM98 225V224H97ZM135 225H133V226H135ZM153 225H154V222H153ZM172 225V226H173ZM210 225V224H209ZM12 226V225H11ZM30 226H32V225H29L27 228H29ZM93 226H95V225H92V227ZM132 226V227H133ZM152 226V225H151ZM156 226V225H155ZM160 226V225H159ZM158 226V227H159ZM5 227H7V226H5ZM135 227V228H136ZM154 227V226H153ZM162 227V226H161ZM211 227V226H210ZM214 227V226H213ZM26 228V229H27ZM34 228V227H33ZM134 228V227H133ZM150 228V227H149ZM160 228V227H159ZM261 228V227H260ZM2 228H0V230H1ZM3 229H4V227H3ZM6 229H8V227L6 228ZM6 229H4V230H6ZM32 229V228H31ZM87 229V228H86ZM210 229H212V228H210ZM209 229V230H210ZM15 230V229H14ZM22 230H24V229H22ZM33 230V229H32ZM49 230V229H48ZM47 230V231H48ZM53 230V229H52ZM122 230V229H121ZM125 230V229H124ZM130 230V229H129ZM230 230V229H229ZM246 230H249V229H246ZM245 229H244V232L246 233V232H248V231H246ZM11 231H13V230H11ZM36 231H38V230H36ZM36 231H35V235L34 236H36ZM51 230H49V232H50ZM87 231V233H86V236L89 234V232L91 233V231H89V230H86ZM89 231V232H88ZM137 231V230H136ZM151 231H153V230H151ZM232 231L234 232V233H241L242 232V229H241V227H239V226H236L235 224H234V226H232ZM259 231V230H258ZM262 231V230H261ZM258 232V233H255V231H254V233L255 234H252V233H250V234H248L247 233V237H248V235H249V237H253L255 240H253L254 242H256L255 243V246H256V250H258L259 249V251L260 252H262V254L264 253V244L262 243V245H261V243H260V240H259V242L256 240L257 238L259 239L260 238V236H262V235H260V233H262V232ZM27 232V231H26ZM52 232V231H51ZM264 232V231H263ZM11 233V232H10ZM18 233L19 232H16L15 234H17L18 235ZM25 233V232H24ZM28 233H29V231H28ZM46 233V232H45ZM48 233V232H47ZM154 233V232H153ZM226 233H228V232H225V234ZM243 233V232H242ZM30 234H32L31 232H30ZM29 234V235H30ZM37 234H39V233H37ZM229 234V233H228ZM264 234V233H263ZM9 234H7V236H8ZM12 236L14 235V234H11ZM28 235V234H27ZM46 235V234H45ZM48 235V234H47ZM72 235V234H71ZM85 235V234H84ZM184 235V234H183ZM1 236V235H0ZM19 236V235H18ZM17 236V237H18ZM30 236H32V235H30ZM33 236V237H34ZM175 237H178V236H176V235H174ZM185 236V235H184ZM187 236H188V238H189V240L190 239H196V235H195V232L194 233H189V234H187ZM264 236V235H263ZM3 237H5V236H3ZM25 237V236H24ZM37 237V236H36ZM43 237V236H42ZM72 238H73V240L74 239H76L77 238V234L75 233V235H74V237L73 236H71ZM76 237V238H75ZM78 237H81V235H79ZM109 237V236H108ZM248 237V238H249ZM5 238H8V237H5ZM14 238V237H13ZM26 238H28V236H26ZM39 238H40V234H39ZM128 238H130L129 236H128ZM128 238H126L127 240H128ZM140 238H138V241H139V239ZM156 238V237H155ZM185 238H187L186 236H185ZM183 239V236H180V237H178V238H174L173 239V241L174 242H172V243H174V245L176 244L175 242H178V241H180V240H182ZM216 239V238H215ZM264 239V238H263ZM35 240V239H34ZM37 240H39L38 238H37ZM142 240V239H141ZM158 240V239H157ZM187 240V239H186ZM41 240H39V241H37V242H34V244H31V243H33V242H29V244H30V246L32 245L33 246V248H31V249H34V250H38V252L37 253H40L39 252V250L40 249H42V245H41V242H40ZM125 241V240H124ZM133 241H134V239H133ZM136 241V240H135ZM155 241V240H154ZM154 241H152V242H154ZM167 241V240H166ZM196 241V240H195ZM224 241V240H223ZM3 242V241H2ZM132 242V241H131ZM158 242V241H157ZM161 242H163L162 240H161ZM169 243H170V241H168ZM191 242V241H190ZM219 242H221V241H219ZM227 242V241H226ZM169 243H168V245H169ZM171 243V244H172ZM182 243V242H181ZM194 243V242H193ZM203 243V242H202ZM201 242H200V244H202ZM218 243V242H217ZM5 244V243H4ZM3 244V245H4ZM113 244V243H112ZM112 244H111V240L110 239H99L98 241H96L95 242V244L94 245H92V247H91V252L93 253H100V251H102L103 252V254H104V251L105 250H109V247H111L112 246ZM152 244H154V243H152ZM158 244V243H157ZM170 244V245H171ZM183 244H185V242L183 243ZM220 244V243H219ZM173 245V246H174ZM180 245V244H179ZM208 245H211V242L210 243H207V244H204L203 246H199L198 248H196V249H194L195 251L193 252V250H191L192 251V253H194V255L195 256H197L198 255V257H199V255H202V254H200L201 253V248H205V246H208ZM7 246V245H6ZM5 246V248H7ZM31 246V247H32ZM42 246V247H41ZM115 246V245H114ZM114 246H112V247H114ZM153 246V245H152ZM155 246L156 245H154L153 247L155 248ZM216 246H217V244H216ZM254 246V247H255ZM16 247V246H15ZM80 247V246H79ZM76 248L75 250H74V255H72L71 254V251H70V248H66V249H64V257L62 256L61 257V259H60V261L62 262V264H63V262L65 261V259L69 256V253H70V256L69 257H72V256H75V255H77V256H79V260H80V257H84L85 255H87V252L85 251V249H82V248ZM128 247V246H127ZM139 247H141V246H139ZM146 248L148 247L149 248V246H145ZM152 247V248H153ZM208 247H210V246H208ZM5 248L3 249V247H1L0 246V257L6 252L5 251ZM9 248V247H8ZM116 248V247H115ZM121 248V247H120ZM141 248H144V246L143 247H141ZM146 248H144V250H143V252H146L147 251V249ZM151 248V247H150ZM220 248H222V247H219V250H221ZM30 249V250H31ZM73 249V248H72ZM137 249V248H136ZM145 249H146V251H145ZM156 249L160 252V254H161V252L162 251H160V250H164V251H166V249H167V247L166 246H164L163 244L161 245L160 243H159V245H157L156 246ZM193 249V248H192ZM7 250V249H6ZM9 250V249H8ZM13 250V249H12ZM33 250V251H34ZM57 250V246L56 245H53V246H51L47 251L49 252V253H52V252H55ZM138 250H141V249H138ZM156 250V251H157ZM41 251V250H40ZM47 251H46V253H47ZM112 251V250H111ZM114 251V250H113ZM119 251V253H124V252H126V249H125V247H122L121 249H119L118 250ZM151 251V250H150ZM152 251H154V249L152 250ZM190 251V252H191ZM258 251V252H259ZM9 252V251H8ZM45 252V251H44ZM43 252V253H44ZM108 252V251H107ZM141 252V251H140ZM149 251H147V253H148ZM202 252H204L203 251V249H202ZM223 252V251H222ZM230 252V251H229ZM228 252V253H229ZM257 252V253H258ZM19 253V252H18ZM42 253V252H41ZM42 253V254H43ZM45 253V254H46ZM109 253V252H108ZM113 253V252H112ZM115 253V252H114ZM113 253V254H114ZM136 253V252H135ZM138 254H139V252H137ZM152 253V252H151ZM154 253H157V252H153V255H154ZM163 253V252H162ZM191 253V254H192ZM205 253V252H204ZM220 253V252H219ZM27 254V253H26ZM110 254H111V252H110ZM113 254H111V255H113ZM150 254V253H149ZM149 254H147L148 256H149ZM158 254V253H157ZM190 254V253H189ZM260 255H261V253H259ZM5 255V254H4ZM9 255V254H8ZM17 254H15L14 256H16ZM21 255V254H20ZM28 255V254H27ZM72 255V256H71ZM105 255H107V254H105ZM105 255H100L99 254V256H97L96 257V255H95V257H96V259L98 260V262H104L105 260H106V257H105ZM111 255H107V256H111ZM115 255V254H114ZM133 255H136V254H133ZM142 255H144L145 256V253L144 254H142ZM146 255V256H147ZM193 255V254H192ZM225 255V254H224ZM76 256V257H77ZM125 256V255H124ZM139 257L141 256V255H138ZM202 256H204V255H202ZM201 256V257H202ZM244 256V255H243ZM242 256V258H244ZM17 257V256H16ZM20 257H22V256H20ZM19 256H18V259L20 258ZM143 257V256H142ZM151 257H152V255H151ZM156 257V256H155ZM160 257V256H159ZM193 257V256H192ZM205 258H204V262L208 259V258H206V256H204ZM230 257V256H229ZM247 257V256H246ZM246 257L244 258V259H246ZM5 258V257H4ZM27 258V257H26ZM73 258H75V257H73ZM86 258V256L84 257V259ZM109 258V257H108ZM125 258V257H124ZM132 258H134V256H132ZM136 258H137V256H136ZM145 258V257H144ZM149 259H150V256L148 257ZM147 258V260H148V262H150L149 261V259ZM152 258H154V257H152ZM151 258V259H152ZM162 258V257H161ZM197 258V257H196ZM237 258V257H236ZM247 258H249V257H247ZM251 258V257H250ZM258 258V257H257ZM22 259H24V258H22ZM21 259V260H22ZM68 259H70V258H68ZM78 259V258H77ZM84 259H82V260H84ZM95 259V258H94ZM110 259V258H109ZM135 259V258H134ZM141 258H139L138 259V261L140 260ZM156 259H158V258H156ZM155 259V260H156ZM194 259V258H193ZM198 259V258H197ZM199 259H200V257H199ZM206 259V260H205ZM241 259V258H240ZM239 259V260H240ZM5 260V259H4ZM11 260V259H10ZM17 260V259H16ZM135 260H137V259H135ZM154 260V259H153ZM159 260H161L160 258H159ZM164 260V259H163ZM201 260H203V259H201ZM201 260H200V262H201ZM231 260V259H230ZM229 260V261H230ZM232 260H234V258L232 259ZM231 260V261H232ZM236 260V259H235ZM251 260V259H250ZM254 260V259H253ZM23 261V260H22ZM67 261V260H66ZM85 261V260H84ZM87 261V260H86ZM94 261V260H93ZM108 261V260H107ZM142 260H140V262H141ZM210 261V260H209ZM209 261H207L208 263H210ZM230 261V262H231ZM241 261V260H240ZM243 261V260H242ZM249 261V260H248ZM6 262H8V261H6ZM20 262V261H19ZM83 262V261H82ZM96 261H94V263H95ZM137 262V261H136ZM139 262V263H140ZM144 262V261H143ZM157 262H159V261H157ZM180 262V261H179ZM193 262V261H192ZM191 262V263H192ZM31 263H32V260H31ZM108 263V262H107ZM145 263H146V261H145ZM187 263H188V261H187ZM194 263H196L195 261H194ZM199 263V262H198ZM212 263V262H211ZM229 263V262H228ZM245 263V262H244ZM5 264V263H4ZM9 264H11V263H9ZM13 264V263H12ZM84 264H86V263H84ZM144 264V263H143ZM147 264H149V263H147ZM153 264H155V263H153ZM174 264V263H173ZM177 264V263H176ZM179 264V263H178ZM180 264H183V262L182 263H180ZM189 264H190V262H189ZM207 264V263H206Z\"/></svg>",
    "mask_w": 264,
    "mask_h": 264
}]
</instances>
